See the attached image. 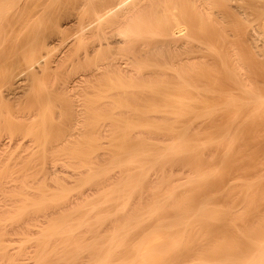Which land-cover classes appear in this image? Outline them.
<instances>
[{
    "label": "rangeland",
    "instance_id": "rangeland-1",
    "mask_svg": "<svg viewBox=\"0 0 264 264\" xmlns=\"http://www.w3.org/2000/svg\"><path fill=\"white\" fill-rule=\"evenodd\" d=\"M26 1H29L30 2L31 0H23V1L20 0L18 2H13L12 3L13 6L11 5V7L9 9V13L10 14L4 13V15H3V17L5 16L4 19H2V16H0V19L3 20V21L0 20V22L1 23L3 22V24L5 25L4 26L2 24V26L4 27V31H3V28H1L2 26L0 27L1 28L0 29V35L5 34V36H6V34H8V32H10V36H9V38H10L9 40L10 41L9 42H11V39L13 37H15L14 34H13V31H14L15 35H16L17 32L20 33V31H17V29L20 26H17V25L15 26V24L20 21V19H18V17L24 16V13L20 16V14L22 12H25V14H28L27 12H29V10L31 8V4H30L31 2L30 3L29 2L26 3ZM19 2H20V4H18ZM22 2H24L27 5H28V3L30 4L29 5L30 7L27 6L28 7V10L26 9L27 12L25 11V8L23 7L25 5H23ZM173 3H174V0H164L162 6H160V8L162 10H164L163 7L166 8V6L173 5ZM194 3L197 6L196 9H193V8H191L189 6L188 7H185L184 4L179 3V8L177 10H175V12H176L177 15H180V12L179 11H181V10H184V11L187 12L186 15H185L186 18L188 17L187 18V24H185L184 26H182L184 28V31L181 32L183 35L177 41V45L179 46V45H183L186 42H189L190 45L193 46V51L189 55L190 56V59H191L190 62L195 63V65H197V67H196L197 69H196V72L195 73L199 72V73H197V74H199L198 76H196V74H194V73H191V74H194V76L192 75L194 79H195V77L197 78L195 81L193 80L194 81V84L196 83L195 84L196 86L194 85L195 86V89L197 88V89H200L199 91H202V89L205 88L206 89V90H204L205 91V94H207L210 91L209 94H208L209 96L207 95L208 97L206 98L205 95L202 96V94H204L203 91H202L203 93H201V95H200L198 93L199 92L198 90H193V93L194 94H195V92L197 93L195 95L193 94L195 96L194 99H196V97H197V99L199 101L198 100H196V101L199 102V103L201 102V104H200L201 106L204 105V104L206 105L207 103H208V105H209V103H210V105L212 103H214V105H215V104H218L219 103L218 102L219 100H221L219 98V97H221L220 96L221 95V92H223V93H226V92L232 93L233 92L234 93L236 91V93L239 94L240 91L239 90H236L237 88H235L234 83H232L228 78H226L227 73L229 72V71L227 72V69L228 70L230 68L233 69L232 67H234V65H236L235 64V60H238V59L242 63H244V65L246 63L247 66L245 65L244 66V69H245V67H247L246 68L247 75H250V76L252 75V77H251L252 79L251 80L253 81V85H252L253 88L251 89V87H248L249 85L247 87L249 89H251V90H255V91L257 90L256 91L257 94L260 93V95L264 96V0H196V1L194 0ZM21 4H22V6H21ZM19 6L21 8H19ZM164 12H165V10H164ZM16 13H17V16L18 17L16 16ZM6 17H8V19L10 18V20H6ZM14 17H15V19L17 21H15ZM160 18H161V21L163 20L162 23L165 22L166 14L164 16L160 17ZM5 20L9 24L11 23V20H12V23L10 25H11V27H13V29L11 27H9V24H7V22ZM155 21L157 22V20H155ZM60 22H61V25H62V27L64 29L65 34H66V37H65L66 40L65 39H62L61 37H57V36L54 37V38H50L49 39V41L51 42L50 47H52V49H53L52 50L53 52H51V54L53 53V57L52 56H49V58L47 57L50 60L59 59L60 56H61V58H64V56L67 57V52L69 53L71 51L70 54H72L75 51L76 47H77V46H75L76 44L75 45L72 44L73 45V48L71 47L72 45L69 47L70 49L68 48V50L65 48L66 43L72 42L71 40H73V38H75L74 37L75 36V31L78 30L77 29L78 28V24L75 21H74L75 22L74 23V22H71V20L69 21L68 19L62 20ZM18 25H21V23H19ZM14 26H15V28H14ZM5 27L7 28L6 29V32L7 33L5 32ZM146 27H145V29H148L149 28L148 30H145L146 32L147 31L152 32L150 30V27L148 25ZM154 27L151 26V29H154ZM165 27L166 26H163V28H165ZM27 28H26V30H27ZM30 28L31 27L28 28L29 29L27 31L28 33L29 32L31 33V29ZM9 29H10V31H8ZM1 30L3 32H5V33H3V32L1 33ZM22 32H24V34ZM25 32L26 31H21V33L23 34L22 35L20 33L22 37L18 33L20 37H17V38H22V39L25 38L26 40L25 39H23V40L18 39V45L19 46L16 45L17 47L11 48V51L10 50L8 51L7 48L9 49L10 48V45H11V47H14L15 44H17V42H15V40H14V42H12V43L9 44L7 41L4 40L5 39L4 38L5 36H0L1 37V39H0V48H1V46L3 44H4V46H6L5 42L8 43L7 44L8 47L7 46L5 47L6 50H3L2 48L0 49V51H1L0 53L1 54H2V52H4V54H2V55L0 54L1 55L0 56L1 62H2V60L5 57V59L3 60V62L4 61L5 62L4 63H1L0 62L2 65L3 64L5 65L4 67L3 66H0V70H1L0 72L1 73L2 72L4 73L6 71L10 72L9 70L12 69L11 71H14V72H10V73H12V74L14 73L15 74L14 80H12L10 82V84H13V86L11 85V87L13 88V89L11 88L12 89L11 91H13V94L14 95L11 94L12 92L11 93L8 92L10 90V88L7 89L8 91H5V93H7L6 95L3 92L6 87H3L4 89L1 88V89H3L2 92H1L2 93L1 95H5V98L3 97L4 98L3 99L4 102L6 101L5 99H8V98H6L7 95L10 94V95H8V96H10L9 97V100H8L9 104L6 103L7 101L5 103L8 104L7 105V110H9V112H11V116L13 115L12 118L14 117L13 120H12L13 121L12 126L14 128L12 127L13 128V131L12 132L10 130H8L9 128H8L7 124L5 123V121H4L5 119L1 120L2 119V117H1V119H0L1 120L0 121L1 122L0 123L1 124L0 125V128H1L0 129V154H1L0 155V160L2 162L4 160V162L6 161V163H2L0 161V164H2V165H0V180H1L0 181V204H1L0 205V214L2 213L0 215L1 216V218H0V228L1 229L0 230H2V227H3V230L0 231V264H86V263L87 264H115V263L118 264V262H120V261L122 262V259L121 258H124V256H125L124 253L126 251V244H124V239L127 238V237H129L128 238L129 241H131L132 239H134L136 241L138 239V236H141L142 235V232H143V230H142V228H143L142 226L143 225L142 224L145 225V223H146L147 220L144 223H141V221H144L145 219H148L149 221H151L148 218L150 216V213L153 215V216L151 215L152 217L150 216L151 219H154L153 217H157L155 215H158L159 214V212H157V211L158 210L160 211V208L158 210L155 209L158 214L154 213L155 212L154 210H153L154 211L153 213L150 212V210H152L150 208L153 207L155 204H157V206L160 205L161 203H164L165 204V202H163V201H165V199L167 198V196H168L167 194H169V193H171V191H173V190H171L172 189L171 187L174 186V185H172L173 184L172 182H174V184L175 183L177 184L178 181H180L178 179H181V181L186 182V181H184L186 179L185 177L188 175L189 177H187V179L190 178L191 177V174L192 175L195 174L194 173L195 170L197 171V169H198V168L196 169V167H194L193 165H192L193 167L192 166H190V167L187 166V168L184 169V167H186V165H190L191 164V161L190 160H187V162L190 161V164H186L187 163L186 160L185 161L183 160L184 162H186L185 165H184V162H183V165H182L181 164L182 162H180V161H179V164H175L178 161H175V163L173 162L174 163L173 164L172 161L169 160V162H171L172 165H175V167H173V168L172 167L170 168L169 166H172L171 163H168L166 161L167 162L166 168L164 167L166 162L164 163V165L161 166V167H164L165 168V171L160 170L161 168L159 167V170H160V172H159L158 170H156L157 168H155V171L158 172V173L156 172V174H153V173L150 172V171L154 170L153 168H152V170H150V168H148L150 170L149 173H148V175L151 173L150 175L153 174L156 177V179L155 178L152 179L151 176L149 175L148 178L150 179L151 182L149 180L148 181L146 180L147 182H145V181L144 182H141L143 180H139V182H136L139 185L134 183L136 185V188L138 187V189H135V191H136L135 192V195L137 194L140 197L137 198V195L135 196L134 194H132L134 191L132 193L130 192L131 194L129 193V195L131 197H132V195H134L132 198H130V200L132 199L134 201H132V200L129 201V199H128L129 197L127 198V196H129V195L128 194L127 195L124 194V190H125L124 188L125 187L122 184H124L123 182H126L127 183V181H125V179L127 180L128 177L126 178L125 176L134 175V174H137L139 172V170H137L134 167V165L136 166L137 163L136 164L135 163L134 164L132 163L133 166H132V164H130V166H132L131 167L132 169L130 167H125V166H122V165L121 166L119 165L117 167L116 165H112L113 163L111 164V161L112 160L114 161V159H117V158H119V156H121V154L119 152V148H120V150L121 149L122 150L124 149V151H125V148H127L125 146H124L125 148H122L121 147V146H123L124 143L121 146L120 145L119 146H114L116 143L113 145V143L111 142V140L114 139V137H116L115 135L117 133L119 134V130H121L120 128L118 129V126H116V125L119 123L118 125L122 126L123 127L122 129H124V130H125V127H127V126H125V124L128 121H129L128 122L129 123V126L134 127L131 124H134V125L135 124H139L137 126L140 129L142 127H139V126H141V125H143L145 123L148 124V127H147V125H145L146 126V129H149V123H153L152 124L153 126L155 124L157 125V127L158 126H161V129H162V125L163 124H164L163 126H166V125L168 126L171 123L174 125V123L172 122L173 115H170L169 112L165 111L167 109V106H170V107H168L169 110L172 107L171 106L172 103L171 104L168 103V100L171 98V96L165 94V95H167V97L170 96V97H168L169 98L168 100L164 96L161 97V98H166V102H167L166 103L165 102V99L164 100L163 99H160V97L159 98H153L154 100L152 98H151V100L150 99L148 100V97H146V95L143 94L144 96L139 95L141 98H139V96H138V98H139L138 99L137 98V94H131L130 93V96L131 95L133 96V97L131 96L132 98H134V99L137 98L138 99V100H134L133 99L134 100V103H133V102H131L133 100L129 96V93L128 92H127L128 93V96H126V93L125 92L123 94H119L121 92L120 88H117L116 86H113L112 85V84H114V81L111 79L112 76L109 77V74L108 73H105V75L102 74V76L99 75L101 77H97V76H94L93 77L92 75H93V73L95 71V67H94L95 62L97 60H99L100 57L104 56L106 53H109V52L112 51L113 46H111V45H109L110 47H112L111 49H109L110 47L107 48V46L105 45L106 48H104V47L101 48V49H103V50L100 51L101 53L99 52V49H97V52H98L97 55L95 54L97 52H95V53L92 52L91 53L92 55L90 54L89 57L83 58V60L80 59V61L78 60V62L77 61L76 62H72L71 59L70 60L69 59H67V60L65 59L66 61L64 62V64H62L60 66L59 65L56 66V64L53 61V63L49 64L48 66H44V67L41 68L40 67L41 64L39 63V61H44L46 59L43 58V57H41V54L39 56L38 53H35V54L33 53V55H35V58L36 59H35V61L30 62V60H29V58H30L29 57L30 56L29 45H28V47H24V45L27 44L26 42H29V40H27V37L29 36V38H30V35L27 36V34H28L27 33L26 36H25ZM12 34H13V37H12ZM23 36H25V37H23ZM2 37H3V39H2ZM145 38H147V39H145ZM1 40H4L5 42H2ZM6 40H7V38H6ZM143 40L145 42V40L148 41L149 39H148V37H144ZM22 41L25 44H23V43L21 44ZM137 42L139 44V41H137ZM1 43H3V44H1ZM134 43L136 44V42H134ZM134 43H131L132 45L128 43V44H125V46L126 45L127 46H129V45L130 46H133ZM112 45H114V44H112ZM20 46L21 47H24V49H22ZM125 46H124V44H122V45L117 44V45H114L115 48L113 50H115L117 47H125ZM19 47L21 48L20 51H19V49H20ZM50 47H49V49L51 50ZM73 49H74V51H73ZM220 49H221V51H220ZM13 51H14V53H13ZM25 51H27L26 52L27 54L25 53ZM6 52H8V53H6ZM11 52L13 54H15V55H13V60L15 62L13 60L11 62H7L6 61L7 59L9 61L12 59ZM22 53H24V54H22ZM112 54L115 57V55H114L115 53H112ZM112 54H110V55L112 56ZM234 54H236V55H234ZM107 55H106V57H107ZM117 55L118 54H116V57L115 58L113 57V60L114 61L117 60V62L121 66V69L124 70V75L126 77L130 78V77H134V76H144L147 72H151V71H148V69H144V68L140 69L138 67V65H137V61H133L132 59H129L128 56L121 57V54H120L119 55V58H117ZM91 56H93V57H91ZM6 57H9V58H6ZM14 57L17 58V59H15ZM109 57L107 59H105L104 61L101 60L99 63L100 64H103L104 62L111 60L110 58H112V57H110V58ZM75 58L77 59L78 57L76 56ZM216 58L217 59H220V60L218 61ZM222 58H224L223 60H226V61H223V63H222V60H221ZM143 59H144V57H143ZM151 59L153 60V58H151ZM206 59H207V61H206ZM148 60H150V59H148ZM203 61H204V66H203ZM205 61H206V63H205ZM12 62H13V64H12L13 66L9 67V65ZM159 62H160V67H159L160 69L158 68L156 72H160V73H156L157 75L154 78L155 81L157 82L156 79H158L159 81H164V82H166V81L168 82L169 81V82H172V77H171L170 74H172L174 71L169 66L170 63H171V60L170 59H166L165 57H162L161 59H159ZM224 62H226L227 68H226V66H224ZM5 63H8V64H5ZM207 63H208V65H207ZM32 69H33V71L36 72V76L35 77H34L35 74L33 75V73H32L33 72ZM97 71L103 72V69H98ZM242 71H245V70H242ZM37 72H39V73H37ZM243 73H245V72H243ZM158 74H160V75H158ZM35 78H37V79H35ZM100 80L103 82V84L101 85L102 88L99 85V83H100L99 81ZM107 80H109L107 82L108 84L106 83ZM145 81L146 82L147 81L149 82V80H147V79L144 80V82H142L140 80V82H142V83H145ZM216 81H217V83L215 84ZM218 82H220V83H218ZM255 82H256V84H254ZM197 85H198V87H197ZM214 86H217V87L215 88ZM191 87H192V85H191ZM191 87H190V90L187 89V88L186 89L189 90V91H191L192 90ZM148 88L149 87H146L147 91H144V92L149 93V89ZM167 88H168V86H167ZM170 88L171 87H169L168 89H170ZM210 88H212V91L214 92V94L211 93V89ZM217 88L220 89L219 92L217 91L218 90ZM146 89L143 88V90H146ZM151 89H153V88H151ZM168 89L167 90L165 89L166 91H168L167 93H169V92L171 93L172 90L170 89L171 91H169ZM208 89H210V90L208 91ZM25 91H26V93H25ZM163 91H164V89L162 90V92ZM184 91L182 90V92H184ZM186 91H185V93H186ZM189 91H187V92L189 93ZM151 92L153 93V91H151ZM151 92H150V94H152ZM157 92H158V90H157ZM173 92L171 93L172 97H174V95H175V94L173 95ZM215 92H217V93H215ZM256 92H254V93H256ZM164 93H165V91H164ZM180 93H179V96H177V97H180L181 95H183V96H181V98L184 97L182 100L183 101H186L187 98L185 96V93H181V95H180ZM236 93H234V94H236ZM47 94H48V96H47ZM153 94H155V93H153ZM190 94L191 93H189V95ZM211 94H213V95H211ZM123 95H124V97H123ZM135 95H136V97H135ZM161 95H164V94H159V96H161ZM186 95H187V93H186ZM189 95L187 97H189ZM215 95L217 96V98H216ZM14 96L16 97V99H15ZM39 96L42 99L41 102L43 103V108L45 107L44 109H46L44 111H46L47 113L50 112V114L49 113L47 114L45 112V115L43 113H41V115L42 114L43 115H42V117H41V115L39 116L40 119H39V117L36 118V116H37L36 115V112H38V110L40 108V106L38 105V104H40V102H38V97ZM10 98H12V99L10 100ZM22 98H24V100ZM174 98H173V100H174ZM191 98H193V97H190L189 100ZM125 100H128V101H126V103H125ZM54 101H56V102H54ZM138 101H140V102H138ZM163 102H164V104H163ZM197 102H195V100H194V103H197ZM167 104H169V105H167ZM198 104H196L194 107L196 108V106H198V109L197 108L196 109H197V111L198 110L200 111V108L199 107H201V106L198 105ZM148 105H150V106H148ZM159 105H160V107H159ZM128 106H131L133 109H131V107L129 108ZM46 107H48V108H46ZM55 107H56V109H55ZM43 108H42V110H43ZM70 109H72V110H70ZM145 109H147V110H145ZM151 109H154L155 111L154 110H151ZM157 109H159V110H157ZM162 109H163L164 112L162 111ZM171 109L173 110V108H171ZM126 110H127V112H124ZM138 110H142L144 112L145 116H147V117L146 118H144V117L142 118L143 112H142V115H137L138 112H140ZM261 110L259 109V111H258L257 109H255V110H252L251 109L250 116H249V117H251V120H248L250 118H248V115L245 112L243 114L241 113L243 116L240 115V116H242L243 120H244V116H246L245 119L248 118V119H246V121H244V125L247 126V124H248V126H247L248 128H246V130L243 129L244 126L242 124L243 123V120H242V123H240V124H242V126L239 124V127L240 126L243 127L242 129L245 132L242 131L241 129H240V131L242 133L243 132L244 133L248 132L246 134L247 135L249 134L248 136L251 139L249 137H247V135L245 136L244 133L243 134L241 133V135H243V136L249 138L250 140H252L253 142L249 140V142L250 143L252 142V144L253 143L256 144L257 141H259V143L256 144V146H257L258 149L256 147H254V149H253L252 148L253 145L252 144L250 145V143H248V144L245 143V141H248V139L246 140L245 137H243L245 140L242 143L247 144L248 147L245 146V145H243V144H241L242 148L240 149V147H241L240 146L237 149L239 152H237V150H236L237 155L238 154H240V155L242 154L241 155L242 157L241 156L240 157L237 156L238 157L237 160L238 161L240 160L241 162H242L241 158L243 159V156L244 155L246 156V157L245 156L244 157L247 160L249 152L252 153V155L250 154V156H252L253 158L250 157L249 159L250 160L253 159V160L251 161L252 162L251 163L252 165L250 164L249 168L246 167V165H247L246 162L244 163V161H243V163L245 165L242 166L239 163L240 161L239 162L238 161H235V165H236V162H238L237 165L240 164V166L241 167H244V168H239V167L236 168L235 165H234L233 171L230 172V171L227 170L228 173L227 174L224 173V175L221 172L222 174L220 173L221 174L220 177L221 176L222 177L219 178V180L216 183L214 182V185H212L213 183L210 180V182L212 184L210 182H204V183H207V184L209 183V185L211 184V186H209L207 184H206L207 185L206 186L204 183H202V184L198 185V187H194L193 186L195 188L194 190L193 189H190V188H193L190 185H189V187L187 186L188 193L191 192V191H189V189L195 192V190H197V189L199 190V188L201 189L203 187L201 191H199V192L197 191L196 194L194 193V195H195L194 197L192 196L193 194H191V193H190L191 196L190 195H187L188 193H186L187 192V190H186L187 188L186 187H185L186 188L185 189L186 192H184L185 190L183 191L182 188H180V187H182L181 185H185L186 186L187 184H183L181 182L180 187L178 185V189L180 188L178 191H180V192L183 191L180 195L176 191V194L179 197L180 196H183L184 195L183 193H185V196L187 195V198L185 196H183V199H185V198L188 199V196H190L191 198H193L194 201L193 202L191 201V205L190 206H192L194 204H195V206H192V210H194L195 207H197V206H198L197 208H199L202 205L201 204L202 201L205 202V200H206L205 205L206 204L207 205L208 204L210 205L211 203L209 202V199L212 200V198L213 197L215 198L216 195H218L219 197L217 196V198H215L216 200L215 199L213 200V203H212L213 205H211L213 207H217L219 209V207L221 205H223V208H224V211L225 212H226V209L227 210H230V211L231 210L233 211L234 207L237 206V205H238L237 207H239V208L240 207H243L242 205H240V204H242V203H240L241 201H239L242 198H240V197H238L236 195L235 196L238 197V199L236 197H234V196H231V197L230 196L229 197L227 196L229 194L226 193V186H227L228 182L229 183L230 182L232 183L236 179H239L240 180L241 178L242 179L244 178L245 180H250L252 178V175H256V174H260L261 172H264V167H263L264 166V147H263L264 146V112H263L264 111V108H262ZM32 111H33V113H32ZM72 111H73V113H72ZM149 111H150V113L148 114ZM152 111H154V112H152ZM253 112H255V113L257 112L256 118H255V116H254L255 114ZM94 113L95 114H98V115H95ZM159 113L160 114L162 113V114L160 115ZM223 113H226V112H222V113L219 112V116L222 115V116H220L221 119L218 116V114H217V117H216V115L212 116V117H214L215 120L210 116V119L211 118L213 119V120L211 119V121H212V123L214 125L218 126L217 123L219 124V122H220L219 125H221V128H222V126L224 124H226V122H224V124H222L221 122L225 121V119L228 121V119H227L228 116L226 117V115L229 114L230 112H227L225 115ZM251 114H252L253 118H252ZM28 115L32 119H30L29 117H27ZM51 115H53V116H51ZM113 115H114V118H113ZM167 116H168V118H167ZM170 116H172V117H170ZM179 116H181V115H179ZM179 116H178V120L179 121L182 118L183 119L186 118L184 115H182V117H179ZM229 116L231 118H233L232 115H229ZM240 116L238 115V116H234V117H235V119H236V117H238V119H239ZM124 117L127 120H125ZM164 117H166V118H164ZM6 118L8 119L9 117H6ZM94 118H95V120H94ZM170 118H171V120H170ZM179 118H181V119H179ZM188 118L186 120H188ZM206 119L208 120V118H206ZM37 120H39V121H37ZM44 120H46V121H44ZM119 120H123L122 121L123 123L121 121H119ZM184 120L181 121V123L183 122L182 124H184ZM186 120H185L186 123L188 121L190 122V120H188V121H186ZM240 120H241V117H240L239 121ZM41 121H42V123L40 124ZM203 121L205 123V120H203ZM203 121L202 120L200 121L201 122L200 125L204 124ZM247 121H248V123H247ZM249 121L252 124H250ZM93 122H95L97 125H94L95 123H93ZM116 122H118V123L116 124ZM206 122H209V123H206V125L207 124H209V125H207V126L206 125H203V127L206 126L205 129H207V128L209 129L210 126H211V128L209 130L207 129V132H206V130L202 126L201 127H198V126L195 125L194 128H196V127L197 128H200V129L202 128L203 129L202 134H205V133L206 134H208V133L209 134H215V132L217 134V131L218 130L215 131V132H213V131L215 130V128L217 129L219 126L218 127H216V126L214 127V125L210 122V120L209 121H206ZM236 122H238V121L236 120ZM245 122L247 124H245ZM46 123H47V125H46ZM114 123L116 124L115 126L113 125ZM120 123H122V124H120ZM182 124L179 123V124H175V125H182ZM210 124L213 125V128H212V125H210ZM126 125H128V124H126ZM171 125L168 126L169 127L168 129L171 128ZM15 127H17L16 130H15ZM36 127L39 128V129H37ZM157 127H156V129H157ZM134 128H136V127H134ZM150 128H151V129H149L150 132H148V130H146V129H144V130H146V132L143 129H141L144 133L142 131H140V132L137 131V128H136V130L133 133H134V135H137L139 133L138 134L139 137L136 136L137 138H134V135H133L134 140L137 141L138 138H141L142 137V139H144V140L141 139V141H144L145 142V140H146V142H151V144H153V145H151L149 143V145H151V147L152 146H155L156 144L157 145L159 144L158 147H157V145L155 146V147H157V150L158 149L160 150V148H161V150L164 149L165 147H163V148L161 147V146H164V145H161L160 146V144H162V143L165 144V145L169 144L170 141L172 140V135L174 134L173 131L172 132H169V130H166V132H169L170 134H168V133L165 132L166 135H164L163 133H160V132H164V130H165L166 127H163V129H164L163 131H161V129H157V131H156L157 133L155 131L151 132L152 130H156L155 128L153 129V127H151V124H150ZM194 128L192 130V132L194 131L193 133H196V134L200 133L201 134V130L202 129L201 130L198 129L200 131L197 133L196 132L197 129L194 130ZM221 128L219 127V129H221ZM116 129L118 130V132L115 131ZM211 130H213V131H211ZM136 131H137V133H135ZM124 132H128V131L126 130ZM141 132H142V134H140ZM111 133H112V135H111ZM218 133H219V131H218ZM122 134H121V136H122ZM125 135H126V133L124 134L123 137H125ZM130 135H132V132L130 133ZM251 135H252V137H251ZM121 136H120V139H123ZM127 136L129 137V134ZM255 136H256V138L254 140V137ZM259 137H260V139L263 138L262 141H260ZM46 138H47V140H45ZM92 138H94L93 139L94 141L97 140L96 141L97 144H100V145H96L97 146V147L95 146L96 148L93 147V149H92V146H94L95 143L92 142L93 141ZM133 138L131 136L130 139L133 140ZM85 139L86 140L87 139L88 140H92L91 141L92 144L94 143L91 146V150L93 152L89 149L90 148L89 145H86L85 147H88L89 146L86 149H89L90 151L89 150H87L86 152L84 151V150H86L83 147L85 145V143H84V140ZM88 140H87V142H88ZM44 141H46V143ZM54 141H55V144L57 145V143H58L60 147L59 146H58L59 148L52 147V151L51 152H50V148H48V150H46L47 144H48V146H50L52 143L54 144ZM87 142H86V144H87ZM260 143H262V144H260ZM80 144H81V146L83 145L82 146L83 149L81 148V146L79 147ZM43 145H44V147H43ZM110 145L111 146L113 145V146L111 147ZM125 145L127 146L129 144H125ZM249 145L252 146L251 147L252 150H250L251 148L249 149ZM258 145H259V147L261 145L260 149H259ZM243 146L246 147V148H248V149L244 148ZM94 148L96 150H94ZM113 148H115V149H113ZM81 149H82V152H83V156L81 155L82 152H80ZM153 149H154V152L157 151V150H155V148H153ZM244 149H246L245 150L246 152L244 151ZM5 150H7L8 152L7 151L5 152ZM41 150H42V152H41ZM151 150H152V148H151ZM43 151H44V153H43ZM54 151H55L56 154L54 153ZM214 151H216V150H212V153H216V152H217L216 154L219 153L218 151H216V152H214ZM121 152H123V151H121ZM3 153H4V155H2ZM50 153H51V155H50ZM92 153H93V155H92ZM222 153H223V151L221 152V154ZM77 154H80V155H77ZM112 154H113V156H112ZM117 155H119V156H117ZM219 155H220V153H219ZM47 157H48V159H47ZM111 157H113V158H111ZM51 158H53V160ZM82 158H84V159H82ZM124 158H125V156H124ZM9 159H10V161H8V163H7V160H9ZM13 159H15V160H13ZM120 159H121V157H120ZM249 159H248V161H250ZM176 165H178V166L176 167ZM26 166H28V167H26ZM100 166H102V167H100ZM112 166H113V168H115V166L117 168L113 169ZM127 166H129V165H127ZM138 166L139 165H137V167ZM103 167H104V169H103ZM121 167H124L123 168V171H122V168ZM245 167H246V169H247L248 172L245 170ZM250 167L252 169H254V170H252ZM21 168L24 169V170H21ZM106 168H107V172L105 170ZM164 168H162V169H164ZM190 168H191L192 171H193L192 168H194L195 170L191 173ZM230 168H231L230 170H232V167H230ZM99 169L100 170H103V171L105 170L104 172L107 173L108 175L106 174V176H105V173L104 172H103L104 174H102L104 176H97V175H95L96 172H99L100 171ZM144 169L148 171V169H146V168H144ZM144 169H143V171H144ZM236 169H237V172L238 171L240 172V174H239V172H238V175L236 174ZM238 169H242V171H240ZM110 171H111V174L109 173ZM130 171L132 173H130ZM155 171H154V173H155ZM227 171L225 170L223 172H227ZM244 171H246L247 174ZM259 171H260V173H259ZM241 172H243V174ZM28 173H30L33 178ZM141 173H142V171H141ZM162 173H164V175ZM173 173H174V175H173ZM188 173H190V174H188ZM45 174H48V175H45ZM143 174H145V171H144ZM232 174L233 175L236 174L237 177H239V175H241V176L242 175H245V176H247V178L245 176L244 177L243 176L242 177L240 176V178H236V176H235V178H236L235 179L234 177H232L233 176ZM262 174H260L261 175L260 177H262L263 178L262 180L264 181V175H262ZM118 175H119V177H118ZM167 175H169V176H167ZM21 176H22V178H21ZM28 176H29V180H28ZM136 176H138V174ZM157 176H158L159 179L157 178ZM160 176H161V178H160ZM229 176L232 177V178H230ZM249 176H250V178H249ZM15 177H16V179H15ZM17 177H18V179H17ZM99 177H100V180H99ZM164 177H166V178H164ZM257 177H259V175L258 176H255L254 178H256L258 181L251 180V181L255 182L256 184L257 183L259 184V185L257 184L258 185L257 186L255 183H253L256 187H254V186L252 187L253 189H256L257 187L259 188V190L257 188L256 191L252 190V191L255 192V193L253 192V194H255V195L252 194L253 195L252 196L253 203H254V200L256 202V203H254L255 204V208H254L255 211L254 212L251 211L253 214L250 213L252 215H250V217L248 216L250 219L248 217H246V219L248 218L247 220H249V223L251 221V223L249 225H251L252 223H254V225H255L257 223V225H255V226L256 227L258 226V227L257 228L256 227H253V228L256 229V230L258 229L257 231H260L261 230V232L264 233V197H263L264 196L263 195L264 194V184H263L264 182H262V180H261L260 177L259 178H257ZM20 178H21V180H20ZM91 178H93V179H91ZM145 178L147 179L146 176H145ZM183 178H185V179H183ZM228 178H230L231 180L234 178L235 180L233 179L232 181H229ZM13 180H15V181H13ZM23 180H25V183L26 184L24 183ZM26 180H27L28 184H27ZM237 181L238 180H236L235 182H237ZM259 181H260V183H259ZM22 182H23V184H22ZM119 182H121V183H119ZM148 182H150V183H148ZM261 182L263 184V187L261 186L262 185ZM168 183H170V184H168ZM17 184H18V186H17ZM24 185H26V186H24ZM135 185H133V186L135 187ZM162 185H164V186H162ZM168 185H172V186H169L171 189L170 188L168 189ZM121 186H123V187H121ZM131 186H129V187H131ZM199 186H202V187H199ZM139 187L140 188L142 187V189H140ZM25 188H26V190H25ZM104 188H105V190H104ZM114 188H116L117 191ZM112 189L114 190L115 193L113 192ZM173 189H174V187H173ZM6 190H7V192H5ZM96 190H97V192L99 194L96 193ZM131 190H133L132 187H131ZM167 190H169V193H167ZM228 190H227V192H228ZM230 190H232V189H230ZM261 190H263V191H261ZM103 191L105 192V194H104ZM118 191H120V192H118ZM164 191H166V194L163 195V196H165V199H161L160 202H159V204H158V201L157 200H159L160 198H163L162 193H164ZM212 191H213V193H216V195H214L213 193H211ZM223 191H224V193H222ZM37 192H40V193H37ZM46 192H48V193H46ZM116 192H117V194H116ZM217 192H219V193H217ZM257 192L258 193H261L262 192V194H257ZM4 193H5V195H4ZM113 193L116 196L115 195H113V196L110 195V194H113ZM120 193H122V194H120ZM208 193H209V195H208ZM210 193L213 194V196ZM152 194H153L154 197L152 196ZM225 194H227L226 195L227 197L225 196ZM256 194L258 196H256ZM45 195H46V197H45ZM117 195L123 196V198L118 197ZM196 195H197V197H196ZM199 195H201V196H199ZM205 195L206 196L208 195V196L205 198ZM230 195H231V193H230ZM18 196H20V197L18 198ZM38 196L39 197L42 196V197L38 198ZM150 196H152L153 199ZM176 196H174V197H176ZM254 196H255V199H253ZM8 197H9V199H8ZM15 197H17L18 201L16 200ZM174 197H173V199L175 200ZM209 197H211V198H209ZM232 197H234V199H232ZM134 198H136V200L139 201V202L135 201ZM148 198H151L150 199L151 201ZM155 198H156V200H155ZM262 198H263V200H262ZM173 199H171V198L169 199L170 201H168L169 202V205L168 206L164 205L166 207V209L164 207V210H167L168 209L167 207H169V206L172 207L171 205L173 203H170V202H172V201L174 202ZM176 199H178V197ZM186 199L184 201L185 203L186 202H190L189 199L188 200H186ZM1 200H3V201L1 202ZM19 200H20L21 203L19 202ZM228 200H229V202H228ZM259 200H260V202H259ZM4 201H5V203H4ZM11 201H12V204L13 205L9 203ZM13 201H15V202H13ZM40 201L41 202H44V204L41 203ZM199 201H201V203ZM6 202H7V205H6ZM39 202H40V204H39ZM130 202H132V203L130 204ZM148 202H150V203H148ZM168 202H166V204ZM235 202H236V204H235ZM90 203H91V205H90ZM138 203L140 204L139 206H138ZM112 204H113V206H112ZM127 204H128V206H126ZM152 204H154V205L152 206ZM189 204L186 203L187 206H189ZM198 204H200V205H198ZM228 204H229V207L231 209L228 206H227L228 208H225V206L228 205ZM234 204H235V206H234ZM16 205H19V206H16ZM70 205H72V206H70ZM133 205H135V207ZM141 205H143L144 207L141 206ZM149 205H151V207ZM186 205H184V208H185ZM214 205H216V206H214ZM253 205H252V209L254 207ZM35 206H37V207H35ZM64 206H65V208H67L69 206L70 207H74L75 206L74 208H72V210L74 209L72 211L74 215L72 214L71 218L69 217V218L66 219L65 215H67V213L68 214L69 213L71 214V211H70L71 209L69 207L68 208L69 209V212H68L67 209H64ZM80 206L82 207L83 210L81 209ZM84 206H85V208H83ZM161 206H163V205H161ZM161 206H158V207H161ZM231 206H233V207H231ZM34 207H35V210H34ZM62 207L67 212L65 211L66 214H64V211H63V214L64 215L62 214L61 215L62 216L61 218H60V215L58 214V216H56V218L51 219V220H48L46 222L47 224L42 222L43 223L42 224L43 227L41 225H40L41 227L39 225H38L39 227L37 226V223L39 222V221H37V219L41 220L43 214L45 215V214H47V213H49L51 211H55V210L62 211L63 210ZM94 207H95V210H93ZM148 207H150V208H148ZM155 207H156V205H155ZM237 207H235L236 210L238 209ZM6 208H7V210H6ZM124 208H126V209H124ZM127 208H129V210ZM131 208H133V209L136 208L137 210L134 209L136 211L133 212L134 210L133 209L131 210ZM144 208L145 209L147 208L146 209V212H144V210H145ZM148 209H149V212L150 213L147 216ZM162 209H163V207H161V212H162ZM169 209H168V211H167L166 214L164 213L165 211L162 212V214L160 212V214H161V216L164 214L165 216L164 215L163 216L165 218H169L168 221L170 222L172 219H174L177 216L176 213H179V212H177V210L175 211L176 213L175 212H172L173 214L175 213V216H174L172 213L169 212ZM189 209L191 210V208H188V210ZM235 209H234V211H235ZM18 210H20V211H18ZM89 210H90L91 213L89 212V214L87 213V215H86L85 213L88 212ZM183 210L184 209H182V214H178V215H181L182 216L184 214L183 213ZM45 211H46V213H45ZM171 211H173V207H172ZM9 212H11V213H9ZM82 212H83V214H82ZM139 212H141V213H139ZM184 212H186V213L187 212L188 213L189 212L190 213H193L192 211H184ZM225 212L224 213L223 212L221 213L222 214V217H220V214L219 215L217 214L218 217H220L218 219L216 218L217 216L215 218L211 216L213 218L212 220L215 221V222H213L212 220H210L211 223L210 222H207L206 223L204 221L207 218L211 219L210 216L205 219V217L207 215H204V218H203V221L205 223L202 220L201 221L198 220V219L202 218L199 215H198L199 218H197L198 216L196 217V219L194 218L196 220V222H194L195 220H193V218H192L191 220H192L193 224L195 223V225L192 224V226L194 227V228L193 227L192 228L194 230H196V231H192V229L191 230L189 229L190 230L189 232H192V233L188 234L189 232H187V234L189 235L188 236L189 238H190V235L191 234H193V235L194 234H197V235H194L196 237V239L198 238L197 236H199V235L201 236V235H204L205 234V237L207 239L204 238L203 236H202V238L199 236L200 237V243H203L202 242L203 240L201 241V239L204 238V239L207 240L206 243L207 244H210L209 245L210 247L212 245V249H213V246H217V248H218L217 251H219L218 254L220 256L217 255L216 253H215L216 255L215 254H213V255L211 254V255L212 256L215 255L214 256L215 257V260L218 259L219 257L220 258L223 257V258H221V261L218 259V261H219V262L217 261L218 264H220V262L222 263V261L224 262L223 259L224 258H227L228 254L230 256H231V254H232V256L233 255L237 256V254H239V255L242 254L243 255L244 253L249 252L250 251L249 249H251L249 247V244H246L247 242H245V239H242L245 242V244H242L244 242L243 241L240 242L241 238L239 240V236L238 235H237L238 237L235 238V236H233V233L234 232L232 231V229L234 227L233 224H237V227L235 225L236 228H238L242 224L245 225V227H248L249 226V225L246 226L247 224H245L246 222H248V221L245 220V216L246 215L245 216L243 215L244 217L242 215L240 216L241 220H242V217H243V220H244V223H241V222H243V220L241 221L240 219H238V221L236 222V221L232 220L231 217H230L231 218L230 219L229 216H228V214L225 213ZM15 213H17L18 215L15 214ZM20 213H21V215H20ZM126 213H127V215H126ZM136 213L138 214L139 217L140 216H143V218L147 217V218H145L143 220H140V218L138 216H135V218H137V217L139 218L138 219L139 221L137 220L138 222L136 223V226H137L136 228L139 229V228L142 227L138 231L136 230V228L135 229L134 228L132 229L133 225L135 227V224L134 223L136 221H134V223H132V221H130V218H132L133 215H137ZM145 213H146V216L144 215ZM139 214H142V215H139ZM224 214H225V216H224ZM85 215H86V217H85ZM128 215H130L132 217H130V216L128 217ZM184 215H187V214H184ZM226 215L232 221L231 224L233 223L232 224V227H231L232 229L229 228L231 226V224H230V221H228L229 219L226 220V218H227ZM189 216H191V215H189ZM13 217H14V219H13ZM35 217H37V218H35ZM162 217H160L159 219L161 220ZM170 217L171 218L173 217V218L170 219ZM224 217H226V218H224ZM34 218H35V220H34ZM113 218H115V220ZM177 218H178V216H177ZM11 219H12V221H11ZM69 219H70V221H69ZM116 219L117 220L120 219V220L117 221ZM176 219H174L172 222H174ZM209 219H207V220L209 221ZM251 219L253 220V222H252ZM84 220H85V222H84ZM64 221H65V224H66V226L64 225L65 226V230H63L64 229L63 227H62L63 229H61L63 231H61L60 228H59V231L58 230L57 231L61 235H59V233L57 234L58 236L57 235H54L56 233L55 232L56 231L55 228L58 229V227L60 225H62V223ZM127 221L128 222H131V224H132L130 226L131 229L127 228V225L128 224L127 225L125 224V223H128ZM149 221H147V222H149ZM153 221H159V220L154 219V220H152V223H153ZM161 221L162 222H166L167 219H166V221L164 219H162ZM218 221H219V223L217 224ZM233 221L236 222V223H234ZM239 221H241L240 222V225H238ZM111 222H113L114 224L113 223L111 224ZM139 222H140V224L142 226H140V224H138ZM172 222H170V223H172ZM199 222H201V223L199 224ZM227 222H229L228 224H230V226L227 225ZM196 223H198L197 226H196ZM25 224H27V225H25ZM33 224H35V225H33ZM149 224H150V222L146 225V226H148L147 228H143L145 230L144 233H146L147 232L146 229L148 230V228L150 227ZM111 225L114 226L116 229L114 227H112ZM189 225H190V223H189ZM29 226H30V228H29ZM32 226H33V229H31ZM125 226H126V230L128 229V231L131 232V233H132L131 230H133V231L136 230V231H134L132 234L130 233L131 236L129 234H127V233H129L127 231L126 234L128 236L127 235L125 236V231L126 230L125 231H121V229L124 230V227ZM26 227L28 229H25ZM50 227L53 228L52 230H50L51 232L49 231V229H51ZM88 227H90V228H88ZM197 227H199V228H197ZM227 227H228V229H227ZM242 227H241V229H242ZM70 228H72V229H70ZM109 228H111V229H109ZM14 229L16 230V232H15ZM76 229H77V231H76ZM78 229H80L81 231L83 230V232H85V233L82 232V234H84L83 236H81L82 234L80 235L79 232H81V231L78 232ZM92 229L95 230V231H93ZM239 229L240 228H238V230ZM233 230L234 231H238L237 229L235 230V228ZM26 231H27V233H26ZM37 231L40 232V233H38ZM46 231H48V233ZM92 231H93V233H92ZM197 231H198V233H197ZM202 231H203V233H201ZM211 231H213V232H211ZM44 232H46V233H44ZM74 232H75V234H74ZM122 232L124 234H121ZM31 233H32V235H31ZM50 233H51V236H50ZM68 233H70V234L72 233V234L70 235ZM77 233H78V236H77ZM115 233H117L118 235H116ZM135 233L137 234V236H136ZM139 233H141V235H139ZM44 234H45V236H44ZM52 235H54L55 237H52ZM223 235H225V236H223ZM47 236H50V239ZM61 236H62V238H61ZM121 236H122V238H121ZM194 236H191V238L194 237ZM57 237H58V239H57ZM70 237H72V238H70ZM80 237H82V238H80ZM232 237H234L235 239L232 238ZM51 238H52V240H51ZM218 238H219V240H218ZM223 238L224 239L226 238L225 239L226 242H225V240H222ZM30 239H32V240H30ZM91 239H92V241H90ZM231 239H234L235 241L237 239V241H236L237 243L236 242L233 243L234 240H231ZM114 240H116V241H114ZM230 240H231V243H229ZM129 241H128V243H129ZM219 241H220L221 244L224 242L222 246L220 245ZM217 242H218V244H217ZM227 242H228V244H227ZM56 243H58V244H56ZM190 243H192V244L189 245ZM194 243H197V242L194 241ZM194 243L193 242H189L188 245L192 247V245ZM200 243H199V245L198 244L197 245L200 246V248H203L202 247L203 245H204V247H206L204 249H207L205 251H208L207 252V256L208 257L211 256L209 253H212V252H215L216 251V248H214L215 250L212 251V249L210 248L211 249L210 250L208 248V246H206V244L203 243V245L201 246ZM50 244H53V245L50 246ZM121 245H123V246L121 247ZM195 245L193 246V248L195 247ZM224 245H226V246H224ZM117 247H119V248H117ZM187 247L188 246H186V249L188 251L189 250H191V251L195 250L193 252H195V253L197 252L196 253L197 254L196 256H198V253H199L200 256H204L205 255L204 257H206V254L203 255L202 254L203 252L200 253L202 249H200L199 247H196V248H198L197 251H196V249H193L192 250L191 247H190V249H189V247L188 248ZM120 248H121V250H119ZM219 248H221L222 252H224L225 255L222 253V256H221V254H220L221 253V250H219ZM231 248H234V249H231ZM242 248H243V250H241ZM111 249L113 250V252H112ZM199 249H200V251H199ZM223 249H224V251H223ZM237 250H239V251H237ZM184 251L185 250H183V253H185ZM188 251H186V252L189 253V254H187V253L185 254L187 257L185 255H183L182 252H180L179 254H181L182 257L181 258L178 257L179 256V254H178V256H177L178 257L177 262L176 261H174V263L173 262L172 263L171 262L170 263L168 262L167 264H186V263L187 264H195V261L193 263V260L196 257V256H194L195 254L192 255ZM202 251H204V250H202ZM205 251H204V253H206ZM80 252H81V254H80ZM82 252H84V253H82ZM114 254H115V256H114ZM190 254H191V256H190ZM247 254L248 253H246L245 255H247ZM75 255L76 256L77 255H79V256L81 255V256L79 258V256L76 257ZM239 255L237 256V258L239 257L238 259H240V258H242V257L245 256V255L244 256L241 255L242 257H240ZM192 256H194V258H192L193 260L191 261L190 258ZM212 256H211V259L210 260H213L214 262H212V263H211V261L206 262V259L203 262L208 263V264H214L216 261L213 259ZM216 256H218V258ZM235 256L233 257L235 259V261H236L235 264H239V263H237V259L235 258ZM177 257H176V259H177ZM184 257H186V258H184ZM188 258H189V260H187ZM229 258L230 257H228L227 259H229ZM233 258H230V259H233ZM115 259H116L117 262L115 261ZM118 259H120V260L118 261ZM239 261L242 262L241 259ZM105 262H108V263H105ZM228 262H229V264H233L234 263V262L231 263L230 260L227 261V263ZM205 263H203V264H205ZM227 263H224V264H227ZM243 263H244V261H243ZM243 263H241V264H243Z\"/></svg>",
    "mask_w": 264,
    "mask_h": 264
},
{
    "label": "bare ground",
    "instance_id": "bare-ground-1",
    "mask_svg": "<svg viewBox=\"0 0 264 264\" xmlns=\"http://www.w3.org/2000/svg\"><path fill=\"white\" fill-rule=\"evenodd\" d=\"M18 1H20V0H0V16H2V19H4V17H3V15H4V13H7V14H10L9 13V9H10V7H11V5H12V3L13 2H18ZM21 1H23V0H21ZM196 1V0H195ZM25 2V1H24ZM24 2H22L23 3V5H25V6H23L24 8H25V11H26V9L28 10V7H30L29 5L31 4V8H30V10H29V12H27L28 14H25V12H22L21 14H20V16L24 13V16H21V17H18L17 16V13H16V16L18 17V19H20V21L19 22H17L18 24L19 23H21V25H18L17 23L15 24V26L17 25V26H20L18 29H17V31H20V33H21V31H26L25 32V36H26V34L28 33L27 31L29 30L28 28L29 27H31L30 29H31V33L29 34H27V36L28 35H30V38H29V36L27 37V40H29V42H26L27 44V46L26 45H24V47H28V45H29V49H30V58H29V60H30V62H33V61H35V55H33V53L35 54V53H38L39 54V56H40V54H41V57H43V58H45L46 60H44V61H39V63L41 64L40 65V67L42 68V67H44V66H48L49 64H51V63H53V61H54V63L56 64V66L57 65H62V64H64V62L67 60V59H71V61L72 62H78V60L80 61V59L81 60H83V58H87V57H89V55L93 52V53H95V52H97V49H99V52L101 51V50H103V49H101V48H106V46H107V48L108 47H110L109 45H111V46H113V48L112 47H110L109 49H111L112 48V51L111 52H109V53H106L104 56H102V57H100V59L99 60H97L96 62H95V64H94V67H95V71H94V73H93V77L94 76H97V77H101L102 76V74L103 75H105V73H108L109 74V77L110 76H112L111 77V79L114 81V84H112L113 86H116L117 88H120V90H121V92L119 93V94H123L124 92L126 93V96H128V93H129V96H130V93L131 94H137V98H138V96L139 95H142V96H144V95H146V97H148V100L150 99L151 100V98L153 99V98H159L160 97V99H165V102H166V98H167V100L169 99L168 97H170L171 96V100L173 101H171L170 99L168 100V103H172L171 104V108H173V110L170 108V110L168 109V107H170V106H167V109L169 110H165L164 108V110L165 111H167V112H169L170 113V115H173V117L172 116H170V117H172V122L174 123V125L172 124H169L168 126H170L171 125V128L170 129H168L169 127L166 125V126H163L162 125V129H161V126H158L157 127V125L155 126H153L152 124L153 123H149V129H151L150 128V124H151V127H153V129L155 128L156 129V127H157V129H161V131H163L164 129H163V127H166L165 128V130H164V132H160V133H163L164 135H166L165 134V132H166V130H169V132H172L173 131V135H172V140L170 141V143L169 144H167V145H165V144H160V146L161 145H164V146H161L162 148L163 147H165L164 149H162L161 150V148H160V150L158 149L157 150V147L159 146V144L157 145V147H155V146H152L151 147V145H153V144H151V142H146V140H145V142L144 141H141V139H142V137L141 138H138L137 139V141L136 140H134V138H137L136 136H138L139 137V133L137 134V135H134V131L136 130V128H137V131H142L141 129H146V126L145 125H147V127H148V124H143V125H141V126H139V127H142L141 129L140 128H138V126L137 125H139V124H131V125H133L134 127H136V128H134V127H131V126H129V121L126 123V124H128V125H126L125 123V126H127V127H125V130L124 129H122L123 127L122 126H120V125H118L119 123L118 122H116V124L114 123L113 125L115 126H118V129L120 128L121 130H119V134L117 133L115 136L116 137H114V139H112L111 140V142L113 143V145L114 146H121L123 143V146H121L122 148H125V147H127V148H125V151H124V149L122 150H120V148H119V152H120V154H121V156H119V155H117V156H119V158H117V159H114V161L112 160L111 161V164L112 165H116L117 167L120 165H122V166H125V167H132L133 166V164L135 163H137V165H139L138 167H137V165L135 166L134 165V167L137 169V170H139V172L137 173L138 174V176H136L137 174H134V175H129V176H125L126 178H127V180L125 179V181H127V183L126 182H123L124 184H122L125 188V190H124V194L125 195H129V193L131 192H133L132 194H134L135 195V189H138V187L136 188V185L135 184H138V183H136V182H139V180H143V181H141V182H147L148 180L150 181V179L148 178V176L151 174V173H153V174H156V172L157 171H155V168H157L156 170H158L159 172H160V170H163V171H165V168H166V164H167V162L168 163H171V162H169V160L170 161H172V163L174 162L175 163V161H178V162H176L175 164H179V161L180 162H182L181 164L183 165V162L186 160V162H187V160H190L191 161V164H190V161H188L187 163L186 162H184V165H185V163L186 164H190V165H186V167H184V169L185 168H187V166H194V167H196V169H197V171L194 169V168H192L193 169V171L195 170V174H191V177L190 178H188L187 179V177H189L188 175L185 177V178H183V179H185L184 181H186V182H183V181H181V179H178V180H180V181H178V183L175 185L174 184V182H172L173 184L172 185H174L173 187H174V189H173V187H169V186H172V185H168V189L170 188L171 190H173V191H171V193H169V190H167V193H169V194H167L166 196H167V200L165 199V196H163V195H165L166 194V191H164V193H162V196H163V198H160L159 200H157L158 201V204H159V202H160V200L161 199H165V201H163V202H165V204L164 203H161L160 205H158V206H161V205H163V206H161V207H163V209H162V212H164L165 214L167 213V211H168V209H169V212L170 213H172V212H175L176 210H177V212H179V213H176L177 214V216H178V218H177V216L174 218V219H176L174 222H172L174 219H172L171 217H170V219H172L170 222H172V223H170L168 220H169V218H165L163 215V217L161 216V214H162V212H161V207H158L157 206V204H155L156 205V207H155V205L154 204H152V206L154 207H151V205H149L150 207H148V208H150V209H152V210H150V212H154V213H156V214H158L157 212H159V214H160V212H161V214L159 215H155V216H157V217H153L154 219H156V220H159V221H153V223H152V220H154V219H151V217L153 216L150 212H149V209H148V212H147V216H148V214L150 213V216L148 217L151 221H149L148 219H145V218H147V217H145L146 216V213L144 214L145 216V218H143V216H138V212L136 213L137 215H133V217L132 216H130V215H128V217L130 216V217H132V218H130V221H132V223H134V221H136L134 224H135V227H134V225H133V227H132V229L134 228H136L137 226H136V223L139 221L138 219L140 218V220H143V219H145L144 221H141V223H144L146 220L147 221H149L150 222V227L148 228V230L146 229V233H144V229L143 228H147L148 226H146L149 222H147L146 221V223H145V225L144 224H140V222L138 223V224H140V226H142L141 228H142V230H143V232H142V235H141V233H139V235H141V236H138V239L135 241L134 239H130L131 241H129L128 240V238L129 237H127V238H125L124 239V244H126V251H125V256H124V258H121L122 259V262L120 261V262H118V264H167L168 262L170 263H174V261H176L177 262V260H178V257H182L181 256V254H179L180 252H182V254L183 255H185L187 252L186 251H188L187 249H186V246H188L189 247V249H190V247L191 246H189V245H191L192 243H190L189 244V242H193L194 243V241L195 242H197V243H194L193 245H192V247H191V249L193 250V249H196V251L198 250V248H196V247H199L200 248V246H198L199 245V243H200V237L202 238V236L204 237V238H206L205 237V234L204 235H199V236H197L198 238L196 239V237L194 236V235H197V234H191L190 235V238L188 237L189 235L188 234H190V233H192V232H189L191 229H192V231H196V230H194L193 228V226H192V224H193V222H192V218H193V220H195L196 219V217L199 215L200 217H202V218H200V219H198V220H202L203 221V218H204V215H207L206 217H205V219L207 218V217H216L217 219L218 218H220V217H222V212L224 213L225 211H224V208H223V205H221L220 207H219V209L217 208V207H213V206H211V205H213L212 203H213V200L215 199V198H217V196L218 195H216V193H213V191L211 192V193H213L214 195H216L215 196V198L213 197L212 198V200H210L209 198H211V197H209L208 199H209V202L211 203L210 205L208 204H206L205 205V203H206V200H205V202H203L202 201V203H201V201H199L202 205L199 207V208H197V207H195V209L194 210H192V206H195V204L194 205H192V206H190L191 205V201L193 202L194 200H193V198H191L190 196H191V194H193L192 196L194 197L195 195H194V193L196 194V192L198 191H201L202 190V186L205 184H207V183H204V182H210V180H211V182L213 183H211L212 185H214V182L216 183L218 180H219V178H221L220 177V175L223 173V175H224V173H228V171H233V169H234V165H235V161H238L237 159H238V157L237 156H241L240 154H238L237 155V152H239L237 149L241 146V144H243V145H245V146H247L248 147V143H250L249 142V140L251 139L246 133H248V132H246V133H244L245 131L244 130H246V128H248L247 126H248V121H247V123L245 122V124H247V126L246 125H244V121H246V119H248V118H250V119H248V120H251V117H249L250 116V112H251V109L252 110H255V109H257L258 111H259V109L261 110L262 108H264V96H262V95H260V93H258L257 94V90L255 91V90H251L252 88H253V81L251 80L252 78V75L250 76V75H247V73H246V68L247 67H245V69H244V66L246 65V63H245V65H244V63H242L239 59L238 60H235V64L236 65H234V67H232L233 69H227V76H226V78H228L232 83H234V85H235V88H237L236 90H239L240 91V93L239 94H237L236 93V91L234 92V93H236V94H234L233 92L232 93H228V92H226V93H223V92H221V97H219L221 100H219L218 102V104H215L214 105V103H212L211 105H210V103H209V105H208V103L205 105H200L201 104V102L199 103V102H197L196 100H198L197 99V97H196V99H194L195 98V94H197L195 91V94L193 93V90H200V89H195V84H194V81L197 79L196 77H195V79L193 78V76H194V74H196V76H198L199 74H197V73H199V72H197V73H195L196 72V67H197V65H195V63H192V62H190V53L193 51V46H191L190 45V43L189 42H186V43H184L183 45H177V41L179 40V38H181L182 37V31H184V28L182 27V26H184L185 24H187V18H186V11H184V10H181V11H179L180 12V15H177L176 14V12H175V10H177L178 8H179V3H181V4H184L185 5V7H191V8H193V9H196L197 8V6L195 5V3H194V0H174V3H173V5H168V6H166V8H164L163 7V9L165 10V12H164V10H162L161 8H160V6H162V4H163V2H164V0H31L30 2L29 1H26V3L27 2H29L28 3V5L27 4H25ZM17 4V3H16ZM18 4H20V2L18 3ZM17 4V5H18ZM13 6V5H12ZM21 6H22V4H21ZM28 6V7H27ZM18 7V6H17ZM22 7V8H23ZM19 8H21L20 6H19ZM18 9V8H17ZM16 9V10H17ZM15 10V9H14ZM23 10V9H22ZM21 10V11H22ZM8 11V12H7ZM18 11V10H17ZM167 11V12H166ZM20 13V12H19ZM166 14V18H165V22H163L162 23V21H161V18L160 17H162V16H164ZM184 14V15H183ZM15 15V14H14ZM9 16V15H8ZM14 19H15V17H14ZM22 19V20H21ZM66 19H68L69 21L71 20V22H76L77 24H78V30H76L75 31V38H73V40H71L72 42H70V43H66V46H65V48L68 50V48L73 44V45H75V46H77L76 47V49H75V51H74V49H73V53L72 54H70V52L68 53L67 52V57L66 56H64V58H61V56H60V58L59 59H54V60H50V59H48L49 58V56H52L53 57V53L51 54V52H53L52 50V47H50V45H51V42L49 41V39L50 38H54V37H61L62 39H65V37H66V34H65V32H64V29H63V27H62V25H61V22L60 21H62V20H66ZM1 20V19H0ZM6 20H10V18L8 19V17H6ZM5 20V21H6ZM155 20H157V22L155 21ZM1 21H3V20H1ZM14 21V20H13ZM15 21H17L16 19H15ZM7 22V21H6ZM10 22V21H9ZM74 22V23H75ZM214 22V21H213ZM11 23H12V20H11ZM10 23V24H11ZM2 24H3V22L1 23L0 22V27L2 26ZM7 24H9L8 22H7ZM9 24V27H11V25ZM4 25V24H3ZM149 26L150 27V30L152 31V32H150V31H145V30H148V29H145V27L146 26ZM152 27H154V29H151V26ZM5 26V25H4ZM7 26V25H6ZM13 26V25H12ZM15 26H14V28H15ZM163 26H166L165 28H163ZM8 27V28H9ZM28 27V28H27ZM1 28H3V31H4V27L2 26ZM0 28V29H1ZM12 29H13V27H11ZM10 28V29H11ZM26 28H27V30H26ZM147 28V27H146ZM156 28V29H155ZM6 27H5V32H6ZM10 29L8 30V31H10ZM25 29V30H24ZM2 30H1V33L3 32ZM5 32H3V33H5ZM16 32V31H15ZM150 34H149V33ZM7 33V32H6ZM12 33V32H11ZM19 32H17L16 33V35H15V33H14V31H13V34H14V36L16 37H13V34H12V39H11V42H9L10 40V38H9V36H10V32H8V34H6V36H5V34H3V35H0V36H5L4 38V40L5 41H7L9 44L10 43H12V42H14V40H15V42H17V44H15V46L14 47H11V45H10V48L8 49L7 48V50L9 51H11V48H15V47H17L16 45H18V39H21V40H23V39H25V38H17V37H20L21 36V34L23 33L24 34V32H22L21 34H20V36H19V34H18ZM22 34V35H23ZM25 36H23V37H25ZM22 37V36H21ZM144 37H148V41H146L145 40V42H144ZM6 38H7V40H6ZM68 38V37H67ZM0 39H1V37H0ZM2 39H3V37H2ZM17 39V40H16ZM145 39H147V38H145ZM4 40H1L2 42H5ZM26 40V39H25ZM66 40V39H65ZM143 40V41H142ZM20 41V40H19ZM137 41H139V44H138V42ZM7 42H5V44H6V46L8 47V43ZM134 42H136V44L134 43ZM147 42V43H146ZM23 43V41L21 42V44ZM121 43V44H120ZM131 44V43H134L133 44V46H125V44ZM1 44H3V43H1ZM23 44H25V43H23ZM112 44H114V45H117V44H119V45H122V44H124V46L125 47H117L115 50H113L115 47H114V45H112ZM73 45L71 46L72 48H73ZM106 45V46H105ZM132 45V44H131ZM137 45V46H136ZM6 46H4V44L1 46V48L3 49V50H6ZM19 46V45H18ZM21 47V46H20ZM19 47V48H20ZM24 47H21L22 49H24ZM49 47L51 48V50L49 49ZM0 48V49H1ZM5 48V49H4ZM21 48L19 49V51L21 50ZM71 48V49H72ZM70 49V48H69ZM14 50V49H13ZM55 50V49H54ZM66 50V51H67ZM15 51V50H14ZM14 51H13V53H14ZM107 51V50H106ZM216 51V50H215ZM220 51H221V49H220ZM1 52V51H0ZM27 51H25V53H26ZM217 52V51H216ZM6 53H8V52H6ZM12 52H11V57H12V59L9 61L8 59L6 60L7 62H11L12 60H13V55H15V54H13ZM101 53V52H100ZM112 53H115L114 55H115V57H116V54H118L117 55V58H119V55L121 54V57H123V56H128L129 57V59H132L133 61H137V65H138V67L140 68V69H142V68H144V69H148V71H151V72H147L144 76H134V77H130V78H128V77H126L125 75H124V70H122L121 69V66L119 65V63L117 62V60L116 61H114L113 60V54ZM212 53V52H211ZM214 53V52H213ZM1 54V53H0ZM2 54H4V52H2ZM1 54V55H2ZM21 54V53H20ZM22 54H24V53H22ZM27 54V53H26ZM32 54V55H31ZM96 55L98 54V52L97 53H95ZM108 54V55H107ZM110 54H112V56L110 55ZM216 54V53H215ZM0 55V56H1ZM7 55V54H6ZM5 55V56H6ZM46 55V56H45ZM92 55V54H91ZM106 55H107V57H106ZM234 55H236V54H234ZM10 56V55H9ZM45 56V57H44ZM78 57L77 59L75 58V57ZM112 57V58H110V57ZM217 56V55H216ZM3 57V56H2ZM1 57V58H2ZM48 57V58H47ZM66 57V58H65ZM91 57H93V56H91ZM99 57V56H98ZM110 58L111 60H109V61H106V62H104L103 64H100L99 62L102 60V61H104L105 59H107V58ZM114 57V58H115ZM143 57H144V59H143ZM148 57V58H147ZM162 57H165L166 59H170L171 60V63H170V67L173 69V73L172 74H170L171 75V77H172V82H164V81H159L158 79H156L157 80V82L155 81V76L157 75L156 73H160V72H156L157 71V69L160 67V62H159V59H161ZM6 58H9V57H6ZM15 58V57H14ZM116 58V59H117ZM147 58V59H146ZM151 58H153V60L151 59ZM4 59H5V57H4ZM3 59V60H4ZM15 59H17V58H15ZM48 59V60H47ZM66 59V60H65ZM89 59V58H88ZM148 59H150V60H148ZM217 59V58H216ZM224 58H222L221 60H222V63H223V61H226V60H223ZM3 60H2V62H1V60H0V62L1 63H4L3 62ZM75 60V61H74ZM152 60V61H151ZM218 61L220 60V59H217ZM14 61V60H13ZM206 61H207V59H206ZM206 61H205V63H206ZM217 61V62H218ZM15 62V61H14ZM0 63V64H1ZM219 63V62H218ZM5 64H8V63H5ZM13 64V62L9 65V67H11V66H13L12 65ZM207 65H208V63H207ZM223 65V64H222ZM227 64H226V62H224V66H226ZM0 66H5L4 64L2 65H0ZM17 66V65H16ZM202 66V65H201ZM203 66H204V61H203ZM247 66V65H246ZM252 66V65H251ZM254 67V66H253ZM221 68V67H220ZM226 68H227V66H226ZM229 68V67H228ZM250 68V67H249ZM98 69H103V72H99V71H97ZM160 69V68H159ZM223 69V68H222ZM5 70V69H4ZM12 70V69H11ZM11 70H9L10 72H14V71H11ZM242 70H245V71H242ZM251 70V69H250ZM254 70V69H253ZM1 71V70H0ZM6 71V70H5ZM32 71H33V69H32ZM31 71V72H32ZM41 71V70H40ZM209 71V70H208ZM10 72H8V71H6V72H0V119H1V117H2V119L1 120H3V119H5L4 121H5V123L7 124V126H8V130H10L11 132L13 131V126H12V123H13V118H12V116H11V112H9V110H7V105L9 104V102H8V100H9V97L10 96H8V95H10V94H8L7 95V97L6 98H8V99H5L6 101V103H8V104H6L5 102H4V98H5V95L7 94V93H5V91H8L7 89H9L10 88V90L8 91L9 93H11V94H13V91H11L13 88L11 87V85L13 86V84H10V82L12 81V80H14V77H15V74L13 73H10ZM35 71H33L32 73H33V75H34V77L36 76V72L34 73ZM243 72H245V73H243ZM250 72V71H249ZM37 73H39V72H37ZM191 73H194V74H191ZM163 74V73H162ZM201 74V73H200ZM207 74V73H206ZM253 74V73H252ZM99 75H101V76H99ZM158 75H160V74H158ZM185 75V76H184ZM193 75V76H192ZM208 75V74H207ZM91 76V77H92ZM255 78V77H254ZM35 79H37V78H35ZM108 79V78H107ZM149 80V82L147 81H145V83H142V82H144V80ZM125 80V81H124ZM140 80L142 81V82H140ZM155 82H154V81ZM194 80V81H193ZM199 80V79H198ZM220 80V79H219ZM109 80H107L106 81V83L108 82ZM221 81V80H220ZM100 83H99V85H100V87H101V85L103 84V82L100 80L99 81ZM105 82V81H104ZM258 82V81H257ZM217 83V81L215 82V84ZM218 83H220V82H218ZM259 83V82H258ZM108 84V83H107ZM106 84V85H107ZM254 84H256V82L254 83ZM105 85V84H104ZM110 85V84H109ZM191 85H192V87H191ZM195 85V86H194ZM249 85V86H248ZM251 85V86H250ZM167 86H168V88L169 87H171L170 89L172 90H170V89H168L167 88ZM192 88V92L191 91H189L190 90V87ZM194 86V87H193ZM251 87V89H249L248 87ZM255 86V85H254ZM257 86V85H256ZM3 87H6L5 89L3 88ZM17 87V86H16ZM106 87V86H105ZM109 87V86H108ZM107 87V88H108ZM112 87V86H111ZM146 87H149L148 89H149V93H147V92H144V91H147V89H146ZM197 87H198V85H197ZM215 88L217 87V86H214ZM1 88H3L4 89V93H5V95H1L2 93V90L3 89H1ZM12 88V89H11ZM22 88V87H21ZM47 88V87H46ZM102 88V87H101ZM114 88V87H113ZM143 88H145L146 90H143ZM151 88H153V89H151ZM159 88V89H158ZM189 89V90H187V89ZM234 88V89H235ZM258 88V87H257ZM17 89V88H16ZM45 89V88H44ZM112 89V88H111ZM164 89V91H165V93H164V91L162 92V90ZM168 89L169 91H171V93L173 92V95H174V97L176 98H174V97H172V95H171V93L169 92V93H167L168 91H166V90ZM174 89V90H173ZM202 89V88H201ZM211 89V93H213L214 94V92L212 91V88H210ZM210 89H208V91L210 90ZM218 89V88H217ZM118 90V89H117ZM153 91V93H155V94H153L151 91ZM157 90H158V92H157ZM182 90L184 91H189V93H191L190 95H189V93L186 91V93H187V95H186V93H185V91L184 92H182ZM204 90H206L205 88L204 89H202V91L204 92V94H202V96L203 95H205L206 96V98L209 96L208 94H209V92L207 93V94H205V91ZM219 90L220 89H218L217 91L219 92ZM46 91V90H45ZM49 91V90H48ZM53 91V90H52ZM106 91V90H105ZM112 91V90H111ZM155 91V92H154ZM197 91V92H198ZM202 91H199L198 93L201 95V93H203ZM256 92V93H254V92ZM19 92V91H18ZM128 92V93H127ZM150 92L152 93V94H150ZM185 93V96H186V101H183L182 99L184 98H181V96H183V95H181V93ZM3 93V94H4ZM15 93V92H14ZM25 93H26V91H25ZM50 93V92H49ZM164 94V95H161V96H159V94ZM179 93H180V97H177V96H179ZM215 93H217V92H215ZM144 94V95H143ZM157 94V95H156ZM165 94H167V95H170V96H168L167 97V95H165ZM194 94V95H193ZM198 94V95H199ZM213 94H211V95H213ZM14 95V94H13ZM40 95V94H39ZM45 95V94H44ZM50 95V94H49ZM154 95V96H153ZM156 95V96H155ZM189 95V97H187ZM193 95V96H192ZM208 95V96H207ZM18 96V95H17ZM29 96V95H28ZM42 96V95H41ZM47 96H48V94H47ZM132 96V95H131ZM130 96V97H131ZM166 97V98H161V97ZM216 96V95H215ZM4 97V98H3ZM12 97V96H11ZM15 97V96H14ZM123 97H124V95H123ZM122 97V98H123ZM133 97V96H132ZM131 97V99L133 100L134 98H132ZM135 97H136V95H135ZM145 97V98H146ZM190 97H193V98H191L190 100H189V98ZM13 98V97H12ZM12 98H10V100L12 99ZM45 98V97H44ZM50 98V97H49ZM48 98V99H49ZM55 98V97H54ZM121 98V97H120ZM137 98H135L134 100H138L139 98H141L140 96H139V98L137 99ZM173 98H174V100H173ZM201 98V97H200ZM216 98H217V96H216ZM14 99V98H13ZM15 99H16V97H15ZM23 100H24V98H22ZM57 99V98H56ZM55 99V100H56ZM129 99V98H128ZM184 99V100H185ZM195 100V102H197V103H194V100ZM27 100V99H26ZM50 100V99H49ZM134 100L133 101H131V102H133L134 103ZM143 100V99H142ZM154 100V99H153ZM156 100V99H155ZM162 100V101H163ZM209 100V99H208ZM211 100V99H210ZM21 101V100H20ZM36 101V100H35ZM42 101V99L40 98V96L38 97V102H40V104H38L39 106H40V108H39V110H38V112H36V118L37 117H39L40 115H41V113H43L44 115H45V112L46 111H44V110H46V109H44L43 108V103L41 102ZM45 101V100H44ZM47 101V100H46ZM52 101V100H51ZM123 101V100H122ZM126 101H128V100H125V103H126ZM171 101V102H170ZM188 101V102H187ZM199 101V100H198ZM37 102V101H36ZM54 102H56V101H54ZM138 102H140V101H138ZM183 102V103H182ZM23 103V102H22ZM128 103V102H127ZM137 103V102H136ZM167 103V102H166ZM199 103V104H198ZM54 104V103H53ZM163 104H164V102H163ZM196 104H198V105H200L201 107H199L200 108V111L198 110L197 111V109H198V106H196V108L194 107ZM48 105V104H47ZM128 105V104H127ZM167 105H169V104H167ZM208 105V106H207ZM45 106V105H44ZM148 106H150V105H148ZM157 106V105H156ZM205 106V107H204ZM61 107V106H60ZM70 107V106H69ZM129 108L131 107V106H128ZM146 107V106H145ZM159 107H160V105H159ZM38 108V107H37ZM42 108H43V110H42ZM46 108H48V107H46ZM141 108V107H140ZM147 108V107H146ZM153 108V107H152ZM156 108V107H155ZM203 108V109H202ZM254 108V109H253ZM6 109V110H5ZM55 109H56V107H55ZM61 109V108H60ZM131 109H133L132 107H131ZM142 109V108H141ZM163 109H162V111H163ZM70 110H72V109H70ZM136 110V109H135ZM145 110H147V109H145ZM149 110V109H148ZM151 110H154V109H151ZM157 110H159V109H157ZM53 111V110H52ZM66 111V110H65ZM137 111V110H136ZM138 111H140V112H138V114L137 115H142V110H138ZM155 111V110H154ZM154 111H152V112H154ZM257 111V112H258ZM262 111V110H261ZM69 112V111H68ZM98 112V111H97ZM124 112H127V110L126 111H124ZM146 112V111H145ZM164 112V111H163ZM219 112L220 113H222V112H230L229 114H227L226 115V117H227V119H228V121L225 119V121H223V122H221L222 124H224V122H226V124H224L223 126H222V128H221V125H219L220 124V122H219V124L217 123V125L221 128V129H219V127L218 126H216V125H214L213 123H212V121H211V119L213 118L214 119V117H212V116H214V115H216V117H217V114H218V116H219ZM247 113V115H248V118H246L245 119V117L246 116H244V120H243V118H242V114L243 113ZM257 112L255 113V112H253L255 115V118H256V115H257ZM264 112V111H263ZM32 113H33V111H32ZM47 113V112H46ZM49 114H50V112H48ZM47 113V114H48ZM72 113H73V111H72ZM111 113V112H110ZM120 113V112H119ZM150 113V111L148 112V114ZM226 113H223L224 115L226 114ZM242 113V114H241ZM29 114V113H28ZM42 114V115H43ZM70 114V113H69ZM68 114V115H69ZM95 114V113H94ZM147 114V115H148ZM160 114V113H159ZM162 114V113H161ZM160 114V115H161ZM42 115H41V117H42ZM73 115V114H72ZM95 115H98V114H95ZM112 115V114H111ZM152 115V114H151ZM179 115H181V116H179ZM182 115H184L186 118H184L185 120L188 118V120H190V122L188 121V120H186V121H188L187 123L185 122V120L182 118H179V119H181L180 121L178 120V116L179 117H182ZM188 117H187V116ZM229 115H232L233 116V118H231ZM240 116V115H242V116H240L241 117V120L239 121V119H240V117H239V119H238V117H236V119H235V117L234 116ZM263 115V114H262ZM261 115V116H262ZM51 116H53V115H51ZM70 116V115H69ZM110 116V115H109ZM165 116V115H164ZM169 116V115H168ZM168 116H167V118H168ZM183 116V117H184ZM210 116L212 117L211 119H210ZM220 116H222V115H220ZM219 116V117H220ZM251 116H252V114H251ZM6 117H9L8 119L6 118ZM27 117H29V115L27 116ZM45 117V116H44ZM146 118L147 116H145V114H144V112H143V115H142V118ZM230 117V118H229ZM30 118V117H29ZM35 118V119H36ZM112 118V117H111ZM113 118H114V115H113ZM162 118V117H161ZM164 118H166V117H164ZM206 118H208V120L206 119ZM252 118H253V116H252ZM10 119V120H9ZM18 119V118H17ZM22 119V118H21ZM30 119H32V118H30ZM39 119H40V117H39ZM122 119V118H121ZM124 119H125V117H124ZM212 119V120H213ZM220 119H221V117H220ZM0 120V121H1ZM19 120V119H18ZM24 120V119H23ZM27 120V119H26ZM42 120V119H41ZM94 120H95V118H94ZM97 120V119H96ZM116 120V119H115ZM125 120H127V119H125ZM129 120V119H128ZM166 120V119H165ZM170 120H171V118H170ZM182 120H184V124H182L181 123V121ZM203 121V120H205V123H204V121H203V123L204 124H202V125H200L201 124V122L200 121ZM210 120V122L214 125V127L216 126V127H218L217 129L215 128V130L213 131V130H211V131H213V132H215V131H219V133H218V131H217V134H216V132H215V134H202V131H203V129L201 130L200 128H194L195 127V125L196 126H198V127H203V125H206V123H209V122H206V121H209ZM215 120V119H214ZM236 120L238 121V122H236ZM242 120H243V123H242ZM253 120V119H252ZM262 120V119H261ZM16 121V120H15ZM37 121H39V120H37ZM44 121H46V120H44ZM117 121V120H116ZM119 121H123V120H119ZM169 121V120H168ZM114 122V121H113ZM171 122V121H170ZM217 122V121H216ZM258 122V121H257ZM1 123V122H0ZM3 123V122H2ZM42 123V121L40 122V124ZM93 123H95V122H93ZM92 123V124H93ZM123 123V122H122ZM122 123H120V124H122ZM167 123V122H166ZM182 124V125H175V124ZM189 123V124H188ZM199 123V124H198ZM238 123V124H237ZM240 123H242L243 124V126H244V128L243 127H241L242 126V124H240ZM249 123H250V121H249ZM263 123V122H262ZM4 124V123H3ZM9 124V125H8ZM44 124V123H43ZM54 124V123H53ZM91 124V125H92ZM123 124V125H124ZM198 124V125H197ZM212 124H210V125H212ZM239 124L241 125L240 127H239ZM250 124H252V123H250ZM1 125V124H0ZM46 125H47V123H46ZM94 125H97L96 123L94 124ZM207 125H209V124H207ZM206 125V126H207ZM213 125H212V128H213ZM6 126V127H7ZM50 126V125H49ZM144 126V127H143ZM206 126H204L203 128L205 129L206 128ZM246 126V127H245ZM253 126V125H252ZM13 127V128H12ZM57 127V126H56ZM173 127V128H172ZM16 128L17 127H15V130H16ZM37 128V127H36ZM115 128V127H114ZM193 128H194V130L195 129H197L196 130V132L198 133L200 130H201V134L200 133H198V134H196V133H193L192 132V130H193ZM210 128H211V126H210ZM209 128V129H210ZM244 130H243V129ZM1 129V128H0ZM37 129H39V128H37ZM44 129V128H43ZM51 129V128H50ZM56 129V128H55ZM140 129V130H139ZM149 129H146V130H148V132H150V130ZM157 129L156 130H152L151 132H153V131H157ZM198 129H200V130H198ZM208 129V128H207ZM207 129H205L206 130V132H207ZM208 129V130H209ZM240 129L242 130V131H244L243 133H244V135L246 136L247 135V137H249V138H247V137H245V136H243V135H241V131H240ZM3 130V129H2ZM128 131V132H124V131ZM146 130H144L145 132H146ZM171 130V131H170ZM37 131V130H36ZM42 131V130H41ZM116 132H118V130L116 129L115 130ZM137 131L135 132V133H137ZM160 131V130H159ZM158 131V132H159ZM19 132V131H18ZM35 132V131H34ZM43 132V131H42ZM41 132V133H42ZM132 132V135H130V133ZM143 132V131H142ZM142 132L140 133V134H142ZM154 132V133H155ZM169 132H166V133H168V134H170ZM113 133V132H112ZM112 133H111V135H112ZM122 134V136H121V134ZM126 133V135H125V137H123L124 136V134ZM129 134V137L127 136L128 134ZM144 133V132H143ZM157 133V132H156ZM242 133V134H243ZM46 134V133H45ZM35 135V134H34ZM48 135V134H47ZM118 135V136H117ZM133 135H134V138H133ZM120 136L123 138V139H120ZM127 136V137H126ZM131 136H132V138H133V140L132 139H130L131 138ZM45 137V136H44ZM243 137H245V139L247 140L248 139V141H245V143H247V144H244V143H242L245 139L243 138ZM251 137H252V135H251ZM255 138H256V136L254 137V140H255ZM94 138H92V140H93ZM171 139V138H170ZM169 139V140H170ZM253 139V138H252ZM259 139H260V137H259ZM262 139L263 138H261L260 139V141H262ZM41 140V139H40ZM45 140H47V138L45 139ZM88 140V139H87ZM87 140L85 139L84 140V143H85V145L83 146L85 149L86 148H88L89 146H90V150H91V146L95 143V145L94 146H92V149H93V147H95L96 145H100V144H97L96 143V141L97 140H88V142H87ZM142 140H144V139H142ZM165 140V139H164ZM257 140V139H256ZM87 142V144H86V142ZM94 142L93 144H92V142ZM133 141V142H132ZM135 141V142H134ZM250 141H252V140H250ZM45 143H46V141H44ZM109 142V141H108ZM118 142V143H117ZM121 142V143H120ZM253 142V141H252ZM252 142L250 143V145L252 144ZM255 142V141H254ZM49 143V142H48ZM83 143V144H84ZM101 143V142H100ZM111 143V144H112ZM149 143L151 144V145H149ZM168 143V142H167ZM256 143V142H255ZM259 143V141H257V143L256 144H258ZM42 144V143H41ZM50 144V143H49ZM53 144V143H52ZM51 144V145H52ZM54 144H55V141H54ZM50 145V146H48V144H47V146H46V150H48V148H50V152L52 151V147H57V148H59L60 146H59V144L57 143V145L55 144V145ZM125 144H129V145H125ZM155 144V143H154ZM256 144H252L253 145V147L252 146H250L249 145V149L252 147L253 149H254V147H256L257 148V146H256ZM260 144H262V143H260ZM46 145V144H45ZM86 145H89L88 147H85ZM112 145V146H113ZM131 145V146H130ZM59 146V147H58ZM81 146V144L79 145V147ZM81 146V148L83 149V147ZM111 146V145H110ZM111 146V147H112ZM125 146V147H124ZM129 146V147H128ZM43 147H44V145H43ZM97 147V146H96ZM95 147V148H96ZM152 148V150H151V148ZM244 147V146H243ZM258 147H259V145H258ZM260 147H261V145H260ZM260 147H259V149H260ZM264 147V146H263ZM53 148V149H54ZM94 148V150H96ZM110 148V147H109ZM153 148H155V150H157V151H155L154 152V149ZM242 148V146L240 147V149ZM244 148H246V147H244ZM252 148L250 149V150H252ZM255 148V149H256ZM80 149V148H79ZM82 149H81V151L80 152H82ZM89 149H86V150H84L85 152L87 151V150H89ZM113 149H115V148H113ZM150 149V150H149ZM246 149H248V148H246ZM246 149H244V151L246 150ZM258 149V148H257ZM45 150V151H46ZM89 150V151H90ZM117 150V149H116ZM212 150H216V151H218L219 153H220V155H219V153L218 154H216L217 152L216 151H214V152H216V153H212ZM235 150V151H234ZM236 150H237V152H236ZM243 150V149H242ZM7 150H5V152H6ZM78 151V150H77ZM92 151V150H91ZM121 151H123V152H121ZM153 151V152H152ZM223 151V153L221 154V152ZM249 151V150H248ZM4 152V151H3ZM4 152V153H5ZM8 152V151H7ZM41 152H42V150H41ZM48 152V151H47ZM93 152V151H92ZM95 152V151H94ZM246 152V151H245ZM4 153L2 154V155H4ZM43 153H44V151H43ZM54 153H55V151H54ZM58 153V152H57ZM107 153V152H106ZM254 153V152H253ZM49 154V153H48ZM56 154V153H55ZM60 154V153H59ZM104 154V153H103ZM248 154V153H247ZM250 154L252 155V153L251 152H249V154H248V158H247V160L245 159V157L243 156V159L241 158V160H242V162L240 161H238L242 166L243 165H245L244 163L246 162L247 163V165H246V167H248L249 168V166H250V164L252 163L251 161L253 160H250L249 158L251 157V158H253L252 156H250ZM1 155V154H0ZM7 155V154H6ZM50 155H51V153H50ZM58 155V154H57ZM77 155H80V154H77ZM81 155L83 156V152L81 153ZM92 155H93V153H92ZM100 155V154H99ZM102 155V154H101ZM107 155V154H106ZM259 155V154H258ZM262 155V154H261ZM10 156V155H9ZM14 156V155H13ZM45 156V155H44ZM43 156V157H44ZM54 156V155H53ZM59 156V155H58ZM76 156V155H75ZM81 156V157H82ZM90 156V155H89ZM98 156V155H97ZM112 156H113V154H112ZM124 156H125V158H124ZM257 156V155H256ZM11 157V156H10ZM51 157V156H50ZM78 157V156H77ZM88 157V156H87ZM120 157H121V159H120ZM242 157V156H241ZM8 158V157H7ZM31 158V157H30ZM54 158V157H53ZM53 158H51L52 160H53ZM56 158V157H55ZM111 158H113V157H111ZM3 159V158H2ZM47 159H48V157H47ZM82 159H84V158H82ZM123 159V160H122ZM125 159V160H124ZM240 159V158H239ZM248 159L250 160V161H248ZM13 160H15V159H13ZM77 160V159H76ZM80 160V159H79ZM90 160V159H89ZM184 160V161H183ZM1 161V160H0ZM8 161H10V159L9 160H7V163H8ZM17 161V160H16ZM50 161V160H49ZM87 161V160H86ZM120 161V162H119ZM167 161V162H166ZM243 161H244V163H243ZM248 161V162H247ZM2 162V161H1ZM24 162V161H23ZM47 162V161H46ZM45 162V163H46ZM83 162V161H82ZM166 162V163H165ZM238 162H236V165H235V167L237 168V167H239V168H244V167H241L240 166V164L239 165H237V163ZM2 163H6V161L4 162V160H3V162ZM15 163V162H14ZM43 163V162H42ZM44 163V164H45ZM84 163V162H83ZM108 163V162H107ZM133 163V164H132ZM164 163H165V168L164 167H161L162 165H164ZM172 163H171V165H172ZM173 163V164H174ZM243 163V164H242ZM249 163V164H248ZM130 164H132V166H130ZM180 164V165H181ZM261 164V163H260ZM0 165H2V164H0ZM13 165V164H12ZM15 165V164H14ZM17 165V164H16ZM35 165V164H34ZM46 165V164H45ZM107 165V164H106ZM110 165V164H109ZM127 165H129V166H127ZM170 165V164H169ZM168 165V166H169ZM179 165V166H180ZM233 165V166H232ZM252 165V164H251ZM39 166V165H38ZM115 166V168H117ZM167 166V167H168ZM178 165H176V167H177ZM192 166V167H193ZM26 167H28V166H26ZM49 167V166H48ZM100 167H102V166H100ZM159 167L161 168L160 170H159ZM170 168L172 167H175V165H172V166H169ZM230 167H232V170H230L231 168ZM246 167H245V170L247 171V169H246ZM256 167V166H255ZM264 167V166H263ZM7 168V167H6ZM14 168V167H13ZM36 168V167H35ZM112 168H113V166H112ZM115 168H113V169H115ZM122 168V171H123V168L124 167H121ZM144 168H146V169H148V168H150V170H152V168L154 169V170H152V171H150L149 169H148V171L147 170H145ZM162 168H164V169H162ZM181 168V167H180ZM251 168V167H250ZM20 169V168H19ZM49 169V168H48ZM95 169V168H94ZM103 169H104V167H103ZM119 169V168H118ZM132 169V168H131ZM143 169H144V171H145V174H143L144 173V171H143ZM168 169V168H167ZM252 169V168H251ZM250 169V170H251ZM3 170V169H2ZM21 170H24V169H22L21 168ZM26 170V169H25ZM35 170V169H34ZM100 170V169H99ZM106 170V172H107V168L105 169ZM104 170V171H105ZM178 170V169H177ZM190 170H191V168H190ZM227 171V172H223V171ZM238 170H240V171H242V169H238ZM252 170H254V169H252ZM251 170V171H252ZM260 170V169H259ZM103 170H100L99 172H96V174L95 175H97V176H104V175H102V174H104L105 172H104ZM109 171V170H108ZM141 171H142V173H141ZM147 171V172H146ZM149 171L151 172L149 175H148V173H149ZM154 171H155V173H154ZM173 171V170H172ZM192 170H191V173L193 172ZM246 171H244L246 174H247V172ZM257 171V170H256ZM261 171V170H260ZM260 171H259V173H260ZM32 172V171H31ZM38 172V171H37ZM104 172V173H103ZM127 172V171H126ZM135 172V171H134ZM179 172V171H178ZM190 172V171H189ZM222 172V173H221ZM239 172V171H238ZM238 172H237V169H236V174L238 175ZM23 173V172H22ZM39 173V172H38ZM43 173V172H42ZM110 174H111V171L109 172ZM125 173V172H124ZM130 173H132L131 171H130ZM129 173V174H130ZM158 173V172H157ZM221 173V174H220ZM242 174H243V172H241ZM263 173V174H262ZM10 174V173H9ZM19 174V173H18ZM26 174V173H25ZM28 174H30V173H28ZM92 174V173H91ZM106 174L107 173H105V176H106ZM150 175L151 176V178L153 179V178H155L156 179V177L154 176V175ZM163 175H164V173H162ZM166 174V173H165ZM169 174V173H168ZM172 174V173H171ZM170 174V175H171ZM184 174V173H183ZM188 174H190V173H188ZM231 174V173H230ZM236 174L235 175H233L232 177H234L235 178V176H236ZM239 174H240V172H239ZM256 174V173H255ZM260 174H262V175H264V172H261ZM260 174H256V175H252V178L250 179V180H245L244 178L240 181L239 179H236V178H240V176L241 175H239V177H237L236 176V180H238L237 182H228V184H227V186H226V193H228L229 195H227V194H225V196L227 195L228 197L230 196H234V197H236V196H238V197H240V198H242V199H240L239 201H241L240 203H242V204H240V205H242L243 207H237V206H235V204H236V202H235V204H234V206L235 207H237L238 209L236 210L235 209V207H234V209H235V211H234V209H233V211L231 210H227L226 209V212L225 213H227L228 214V216H229V218L231 217L232 218V220H234V221H238V219H240L241 220V218H240V216L242 215H246L245 216V220L246 221H248V222H246L245 224H247L246 226H248L250 223H251V221H250V223H249V220H247L249 217H250V215H252L253 213L251 212V211H255V204L254 203H256L255 202V200H254V203H253V200H252V196L253 195H255V194H253V192L254 191H256V189L258 188H256V189H253L252 187L254 186V187H256L253 183H255V182H253V181H251V180H256V181H258L256 178H254L255 176H258L259 175V177L261 176ZM23 175V174H22ZM38 175V174H37ZM45 175H48V174H45ZM108 175V174H107ZM122 175V174H121ZM158 175V174H157ZM173 175H174V173H173ZM30 176L32 177V175L30 174ZM52 176V175H51ZM145 176L147 177V179L145 178ZM153 176V177H152ZM162 176V175H161ZM161 176H160V178H161ZM166 176V175H165ZM167 176H169V175H167ZM243 177L245 176V175H242ZM241 176V177H242ZM20 177V176H19ZM27 177V176H26ZM118 177H119V175H118ZM124 177V178H125ZM137 177V178H136ZM230 177V176H229ZM232 177H230V178H232ZM246 178H247V176H245ZM259 177H257V178H259ZM12 178V177H11ZM21 178H22V176H21ZM21 178H20V180H21ZM33 178V177H32ZM40 178V177H39ZM42 178V177H41ZM106 178V177H105ZM104 178V179H105ZM115 178V177H114ZM157 178H158V176H157ZM164 178H166V177H164ZM163 178V179H164ZM173 178V177H172ZM230 178H228L229 179V181H232ZM249 178H250V176H249ZM248 178V179H249ZM261 178V180L263 179L262 177H260ZM5 179V178H4ZM8 179V178H7ZM15 179H16V177H15ZM17 179H18V177H17ZM26 179V178H25ZM91 179H93V178H91ZM113 179V178H112ZM111 179V180H112ZM120 179V178H119ZM151 179V180H152ZM159 179V178H158ZM162 179V180H163ZM217 179V180H216ZM28 180H29V176H28ZM99 180H100V177H99ZM109 180V179H108ZM147 180V181H146ZM166 180V179H165ZM164 180V181H165ZM215 180V181H214ZM245 180V181H244ZM260 180V181H261ZM1 181V180H0ZM13 181H15V180H13ZM19 181V180H18ZM24 181V183H25V180H23ZM96 181V180H95ZM107 181V180H106ZM117 181V180H116ZM163 181V182H164ZM177 181V180H176ZM227 181V180H226ZM260 181H259V183H260ZM26 182H27V180H26ZM33 182V181H32ZM31 182V183H32ZM140 182V183H141ZM151 182V181H150ZM150 182H148V183H150ZM153 182V181H152ZM181 182L183 183V184H187L186 186L185 185H181L182 187H180V184H181ZM262 182H264L263 180H262ZM262 182H261V184H262ZM93 183V182H92ZM119 183H121V182H119ZM135 183V184H134ZM202 183H204L202 186H199V187H202L201 189L199 188V190L197 189V190H195V192L194 191H192V190H190V189H195L194 187H198V185H200V184H202ZM10 184V183H9ZM22 184H23V182H22ZM26 184V183H25ZM27 184H28V182H27ZM39 184V183H38ZM37 184V185H38ZM115 184V183H114ZM118 184V183H117ZM165 184V183H164ZM168 184H170V183H168ZM211 184L209 185V183L207 184V185H209V186H211ZM256 184V183H255ZM258 184V183H257ZM256 184V185H257ZM264 184V183H263ZM263 184L261 185L262 187H263ZM111 185V184H110ZM132 185V186H131ZM133 185H135V187L133 186ZM139 185V184H138ZM145 185V184H144ZM178 185H179V187L180 188H182V190L184 191L186 188H187V186L189 187V185L191 186V187H193V188H190L189 189V191H191L190 193H188V188L186 189L187 190V192H186V190L184 191V192H186V193H188L187 195H190V196H188V199L190 200V202H186V203H190L189 204V206H187L186 205V203L184 202L185 201V199L187 198V195L185 196V193H183L184 195L183 196H185L186 198L185 199H183V196H178L177 194H176V191L178 192V194L180 195L183 191H178L179 189H178ZM206 185V186H207ZM259 185V184H258ZM257 185V186H258ZM3 186V185H2ZM17 186H18V184H17ZM24 186H26V185H24ZM36 186V185H35ZM123 186H121V187H123ZM129 186H131L132 187V189L133 190H131V187H129ZM143 186V185H142ZM162 186H164V185H162ZM184 186V187H183ZM205 186V187H206ZM229 186V187H228ZM10 187V186H9ZM12 187V186H11ZM21 187V186H20ZM19 187V188H20ZM186 187V188H185ZM228 187V188H227ZM239 187V188H238ZM260 187V186H259ZM17 188V187H16ZM18 188V189H19ZM28 188V187H27ZM140 188V187H139ZM155 188V187H154ZM209 188V187H208ZM10 189V188H9ZM24 189V188H23ZM103 189V188H102ZM115 190H116V188H114ZM121 189V188H120ZM119 189V190H120ZM140 189H142V187L140 188ZM148 189V188H147ZM167 189V188H166ZM217 189V188H216ZM224 189V188H223ZM230 189H232V190H229ZM236 189V190H235ZM238 189V190H237ZM241 189V190H240ZM263 189V188H262ZM13 190V189H12ZM11 190V191H12ZM25 190H26V188H25ZM34 190V189H33ZM36 190V189H35ZM101 190V189H100ZM104 190H105V188H104ZM113 190V189H112ZM154 190V189H153ZM152 190V191H153ZM158 190V189H157ZM227 190H228V192H227ZM240 190V191H239ZM252 190H254V191H252ZM258 190H259V188H258ZM24 191V190H23ZM99 191V190H98ZM117 191V190H116ZM121 191V190H120ZM120 191H118V192H120ZM138 191V190H137ZM143 191V190H142ZM219 191V190H218ZM261 191H263V190H261ZM5 192H7V190L5 191ZM15 192V191H14ZM17 192V191H16ZM33 192V191H32ZM36 192V191H35ZM49 192V191H48ZM48 192H46V193H48ZM94 192V191H93ZM104 192V191H103ZM109 192V191H108ZM113 192H114V190H113ZM173 192V193H172ZM180 192V193H179ZM221 192V191H220ZM9 193V192H8ZM12 193V192H11ZM28 193V192H27ZM37 193H40V192H37ZM96 193L97 194H99L98 192H97V190H96ZM115 193V192H114ZM110 194V195H115V194ZM130 193V194H131ZM141 193V192H140ZM160 193V192H159ZM210 193V194H211ZM217 193H219V192H217ZM222 193H224V191L222 192ZM230 193H231V195H230ZM255 193V192H254ZM16 194V193H15ZM18 194V193H17ZM23 194V193H22ZM61 194V193H60ZM103 194V193H102ZM104 194H105V192H104ZM107 194V193H106ZM116 194H117V192H116ZM120 194H122V193H120ZM158 194V193H157ZM177 196H176V195ZM198 194V193H197ZM213 194H211L212 196H213ZM253 194V195H252ZM257 194H262V192L261 193H258L257 192ZM256 194V196H258ZM4 195H5V193H4ZM26 195V194H25ZM34 195V194H33ZM37 195V194H36ZM39 195V194H38ZM51 195V194H50ZM96 195V194H95ZM134 195H132V197L134 196ZM137 195V194H136ZM135 195V196H136ZM140 195V194H139ZM161 195V194H160ZM208 195H209V193H208ZM207 195V196H208ZM236 195V196H235ZM264 195V194H263ZM262 195V196H263ZM23 196V195H22ZM21 196V197H22ZM35 196V195H34ZM57 196V195H56ZM99 196V195H98ZM102 196V195H101ZM116 196V195H115ZM118 197H121V198H123V196H119V195H117ZM147 196V195H146ZM152 196H153V194H152ZM152 196H150L151 198H152ZM174 196H176V197H174ZM199 196H201V195H199ZM206 195H205V198L207 197ZM226 196V197H227ZM260 196V195H259ZM5 197V196H4ZM14 197V196H13ZM20 196H18V198H19ZM40 197H42V196H40ZM39 196H38V198H40ZM45 197H46V195H45ZM49 197V196H48ZM53 197V196H52ZM110 197V196H109ZM129 197V198H128ZM130 195L129 196H127V198L129 199V201H131L130 200V198H132ZM140 196H138L137 195V198H139ZM142 197V196H141ZM154 197V196H153ZM173 197L175 198V200L173 199ZM178 197V199H176ZM182 197V198H181ZM190 197V198H189ZM196 197H197V195H196ZM219 197V196H218ZM221 197V196H220ZM234 197H232V199H234ZM238 197H236L237 199H238ZM264 197V196H263ZM12 198V197H11ZM16 198V200L18 201V199H17V197H15ZM35 198V197H34ZM50 198V197H49ZM63 198V197H62ZM73 198V197H72ZM146 198V197H145ZM151 198H148L149 200L151 199ZM171 198V199H173L174 200V202L172 201V202H170V203H173L171 206L173 207V211H171V209H172V207H167L168 209L167 210H164V205H166V206H168L169 205V202L168 201H170L169 199ZM204 198V197H203ZM202 198V199H203ZM261 198V197H260ZM8 199H9V197H8ZM26 199V198H25ZM29 199V198H28ZM115 199V198H114ZM135 199V201H137L136 200V198H134ZM143 199V198H142ZM153 199V198H152ZM188 199H186V200H188ZM192 199V200H191ZM207 199V200H208ZM223 199V198H222ZM253 199H255V196L253 197ZM38 200V199H37ZM48 200V199H47ZM120 200V199H119ZM139 200V199H138ZM155 200H156V198H155ZM216 200V199H215ZM225 200V199H224ZM223 200V201H224ZM231 200V199H230ZM258 200V199H257ZM261 200V199H260ZM260 200H259V202H260ZM262 200H263V198H262ZM3 200H1V202H2ZM54 201V200H53ZM65 201V200H64ZM63 201V202H64ZM75 201V200H74ZM128 201V200H127ZM126 201V202H127ZM132 201H134V200H132ZM151 201V200H150ZM197 201V200H196ZM212 201V202H211ZM238 201V202H239ZM13 202H15V201H13ZM19 202H20V200H19ZM41 202V201H40ZM40 202H39V204H40ZM73 202V201H72ZM96 202V201H95ZM137 202H139V201H137ZM142 202V201H141ZM153 202V201H152ZM156 202V201H155ZM166 202H168L167 204H166ZM228 202H229V200H228ZM234 202V201H233ZM4 203H5V201H4ZM10 204H12V201L11 202H9ZM8 203V204H9ZM21 203V202H20ZM41 203H43L44 204V202H41ZM46 203V202H45ZM55 203V202H54ZM80 203V202H79ZM132 202H130V204H131ZM135 203V202H134ZM145 203V202H144ZM148 203H150V202H148ZM232 203V202H231ZM262 203V202H261ZM15 204V203H14ZM19 204V203H18ZM23 204V203H22ZM56 204V203H55ZM73 204V203H72ZM96 204V203H95ZM136 204V203H135ZM146 204V203H145ZM226 204V203H225ZM254 204V205H253ZM1 205V204H0ZM5 205V204H4ZM6 205H7V202H6ZM13 205V204H12ZM76 205V204H75ZM78 205V204H77ZM85 205V204H84ZM88 205V204H87ZM90 205H91V203H90ZM94 205V204H93ZM140 204L138 203V206H139ZM184 205H186L185 206V208H184ZM198 205H200V204H198ZM205 205V206H204ZM218 205V204H217ZM231 205V204H230ZM233 205V204H232ZM239 205V206H240ZM252 205L254 206L253 207V209H252ZM261 205V204H260ZM10 206V205H9ZM8 206V207H9ZM16 206H19V205H16ZM70 206H72V205H70ZM69 206V207H70ZM82 206V205H81ZM80 206V207H81ZM112 206H113V204H112ZM126 206H128V204L126 205ZM134 207H135V205H133ZM132 206V207H133ZM141 206H143V205H141ZM140 206V207H141ZM209 206V207H208ZM214 206H216V205H214ZM229 207V204L228 205H226L225 206V208H228ZM14 207V206H13ZM35 207H37V206H35ZM35 207H34V210H35ZM40 207V206H39ZM69 207H67V208H65V206H64V209H67L68 210V212H69ZM75 207V206H74ZM74 207H70V211H71V214L69 213H67V215H65V217H66V219L67 218H71V216H72V214H73V210H72V208H74ZM79 207V208H80ZM88 207V206H87ZM86 207V208H87ZM92 207V206H91ZM96 207V206H95ZM95 207H94V209L93 210H95ZM131 207V206H130ZM144 207V206H143ZM223 209H222V208ZM231 207H233V206H231ZM259 207V206H258ZM12 208V207H11ZM15 208V207H14ZM24 208V207H23ZM30 208V207H29ZM78 208V207H77ZM76 208V209H77ZM83 208H85V206L83 207ZM137 208V207H136ZM136 208H134V209H136ZM160 208V211L158 210ZM187 208V209H186ZM188 208H191V210L189 209L188 210ZM230 208V207H229ZM3 209V208H2ZM18 209V208H17ZM56 209V208H55ZM60 209V208H59ZM62 209H63V207H62ZM62 210V211H60V210H55V211H51V212H49V213H47V214H43L42 215V219L41 220H39V219H37V221H39L38 223H37V226L39 225H41L42 226V224L43 223H46L48 220H51V219H54V218H56V216H58V214L60 215V218L62 217L61 215L63 214V211H64V214H66V210ZM81 209H82V207H81ZM124 209H126V208H124ZM123 209V210H124ZM128 210H129V208H127ZM133 208H131V210H132ZM133 209V210H134ZM142 209V208H141ZM145 209V208H144ZM147 209V208H146ZM146 209L144 210V212H146ZM158 210L157 212H156V210ZM165 209H166V207H165ZM182 209H184L183 210V213L184 214H187V215H178V214H182ZM231 209V208H230ZM5 210V209H4ZM6 210H7V208H6ZM10 210V209H9ZM8 210V211H9ZM16 210V209H15ZM32 210V209H31ZM80 210V209H79ZM83 210V209H82ZM81 210V211H82ZM86 210V209H85ZM127 210V211H128ZM137 210V209H136ZM136 210H134L133 212H135ZM140 210V209H139ZM154 210V211H153ZM257 210V209H256ZM18 211H20V210H18ZM28 211V210H27ZM66 211V212H65ZM80 211V212H81ZM125 211V210H124ZM181 211V212H180ZM184 211H192L193 213H186V212H184ZM228 211V212H227ZM4 212V211H3ZM17 212V211H16ZM84 212V211H83ZM83 212H82V214H83ZM89 212H90V210L88 211V212H84L86 215H87V213L89 214ZM121 212V211H120ZM142 212V211H141ZM141 212H139V213H141ZM8 213V212H7ZM9 213H11V212H9ZM19 213V212H18ZM25 213V212H24ZM31 213V212H30ZM45 213H46V211H45ZM75 213V212H74ZM91 213V212H90ZM97 213V212H96ZM117 213V212H116ZM175 213L173 214L174 216H175ZM250 213H252V214H250ZM2 214V213H1ZM0 214V215H1ZM15 214H17V213H15ZM28 214V213H27ZM39 214V213H38ZM63 214V215H64ZM121 214V213H120ZM133 214V213H132ZM143 214V213H142ZM142 214H139V215H142ZM220 214V217H218V215ZM248 214V215H247ZM11 215V214H10ZM18 215V214H17ZM20 215H21V213H20ZM25 215V214H24ZM29 215V214H28ZM74 215V214H73ZM86 215H85V217H86ZM124 215V214H123ZM126 215H127V213H126ZM171 215V214H170ZM189 215H191V216H189ZM3 216V215H2ZM8 216V215H7ZM14 216V215H13ZM32 216V215H31ZM36 216V215H35ZM79 216V215H78ZM89 216V215H88ZM135 216H138L137 218H135ZM159 216V217H158ZM172 216V215H171ZM181 216V217H180ZM184 216V217H183ZM199 216L197 217V218H199ZM224 216H225V214H224ZM227 216V215H226ZM228 216H227V218L226 217H224V218H226V220H228L229 218H228ZM243 216V217H244ZM249 216V217H248ZM256 216V215H255ZM22 217V216H21ZM29 217V216H28ZM39 217V216H38ZM76 217V216H75ZM142 217V218H141ZM160 217H162V219H164L165 221H166V219H167V221L169 222H162L159 218ZM211 217V219H209V218H207V219H209V221L206 219V220H204L206 223L207 222H210V220H212L213 218ZM243 217H242V220H243ZM246 217H248L247 219H246ZM0 218H1V216H0ZM4 218V217H3ZM6 218V217H5ZM12 218V217H11ZM26 218V217H25ZM31 218V217H30ZM35 218H37V217H35ZM35 218H34V220H35ZM73 218V217H72ZM123 218V217H122ZM158 218V219H157ZM195 218V219H194ZM230 218V219H231ZM13 219H14V217H13ZM19 219V218H18ZM21 219V218H20ZM63 219V218H62ZM74 219V218H73ZM111 219V218H110ZM114 220H115V218H113ZM112 219V220H113ZM124 219V218H123ZM128 219V218H127ZM228 220V221H230V224H231V220ZM250 219V218H249ZM253 219V218H252ZM251 219V220H252ZM257 219V218H256ZM263 219V218H262ZM10 220V219H9ZM8 220V221H9ZM29 220V219H28ZM27 220V221H28ZM61 220V219H60ZM117 220V219H116ZM118 220H120V219H118ZM117 220V221H118ZM138 220V221H137ZM215 220V219H214ZM241 220V221H242ZM255 220V219H254ZM11 221H12V219H11ZM55 221V220H54ZM66 221V220H65ZM65 221L62 223V225H60L59 227H58V229L57 228H55V234L54 235H57L59 232V228H60V230L61 229H63V230H65V226H66V224H65ZM69 221H70V219H69ZM78 221V220H77ZM83 221V220H82ZM203 221V222H204ZM213 221V220H212ZM233 221V222H234ZM241 221H239V223H238V225H240V222ZM30 222V221H29ZM43 222V223H42ZM50 222V221H49ZM53 222V221H52ZM51 222V223H52ZM58 222V221H57ZM61 222V221H60ZM73 222V221H72ZM84 222H85V220H84ZM128 222V221H127ZM194 222H196V220L194 221ZM204 222V223H205ZM213 222H215V221H213ZM236 222H234V223H236ZM252 222H253V220H252ZM258 222V221H257ZM41 223V224H40ZM56 223V222H55ZM54 223V224H55ZM70 223V222H69ZM77 223V222H76ZM83 223V222H82ZM113 222H111V224H112ZM189 223H190V225H189ZM201 222H199V224H200ZM211 223V222H210ZM219 223V221L217 222V224ZM229 222H227V225L228 226H230V224H228ZM241 223H244V220H243V222H241ZM6 224V223H5ZM14 224V223H13ZM47 224V223H46ZM49 224V223H48ZM53 224V225H54ZM86 224V223H85ZM114 224V223H113ZM126 225H127V228H129V229H131L130 228V226L132 225L131 224V222H128V223H125ZM197 224L198 223H196V226H197ZM233 224V223H232ZM232 224H231V226L229 227L230 229H232L231 227H232ZM253 225H254V223H252ZM251 224V225H252ZM17 225V224H16ZM23 225V224H22ZM25 225H27V224H25ZM24 225V226H25ZM33 225H35V224H33ZM50 225V224H49ZM52 225V226H53ZM65 225V226H64ZM70 225V224H69ZM193 225H195V223L193 224ZM203 225V224H202ZM234 225V227H233V229L235 228V230L237 229L238 230V228H240L238 231H234L233 229H232V231L234 232L233 233V236H235V238H237L238 236H239V240H240V238H241V240H240V242H242L243 240L242 239H245V242H247L246 244H249V247L251 248V249H249L250 251L249 252H246V253H248L247 255H245L246 253H244L243 255L242 254H237V256L239 255L240 257H242V256H244V257H242V258H240L241 259V261L242 262H240L239 260L240 259H238L237 258V256H235V255H233L232 256V254H231V256L228 254V256H227V258L228 257H230V258H233L234 256H235V258L237 259V263H239V264H241V263H243V261H244V263L243 264H264V233H262L261 232V230L260 231H257L256 229H254L253 227H256L255 225H257V223L253 226H251V225H249L248 227H245V225H240L241 227H242V229H241V227L239 226L238 228H236L237 227V224H233ZM235 225H236V227H235ZM12 226V225H11ZM38 226V227H39ZM40 226V227H41ZM81 226V225H80ZM84 226V225H83ZM112 226V225H111ZM139 226V227H140ZM146 226V227H145ZM206 226V225H205ZM213 226V225H212ZM220 226V225H219ZM251 226V227H250ZM263 226V225H262ZM13 227V226H12ZM36 227V226H35ZM37 227V228H38ZM43 227V226H42ZM63 227V228H62ZM104 227V226H103ZM112 227H114V226H112ZM193 227V228H192ZM222 227V226H221ZM258 227V226H257ZM256 227V228H257ZM19 228V227H18ZM29 228H30V226H29ZM51 228V227H50ZM86 228V227H85ZM88 228H90V227H88ZM115 228V227H114ZM141 228H139V229H141ZM197 228H199V227H197ZM205 228V227H204ZM1 229V228H0ZM11 229V228H10ZM17 229V228H16ZM25 229H28L27 227L25 228ZM31 229H33V226L31 227ZM53 228H51V229H49V231L50 230H52ZM70 229H72V228H70ZM109 229H111V228H109ZM116 229V228H115ZM118 229V228H117ZM138 228H136V230L138 231L139 230ZM190 229V230H189ZM196 229V228H195ZM219 229V228H218ZM227 229H228V227H227ZM260 229V228H259ZM2 230H3V227H2ZM2 230H0V231H2ZM9 230V229H8ZM12 230V229H11ZM15 230V229H14ZM18 230V229H17ZM42 230V229H41ZM45 230V229H44ZM47 230V229H46ZM58 230V231H57ZM63 230H61V231H63ZM93 230V229H92ZM126 230V226L124 227V230H122L121 229V231H125ZM136 230H134V231H136ZM141 230V231H142ZM200 230V229H199ZM263 230V229H262ZM13 231V230H12ZM23 231V230H22ZM54 231V230H53ZM70 231V230H69ZM76 231H77V229H76ZM79 231H81L80 229H78V232ZM87 231V230H86ZM93 231H95V230H93ZM93 231H92V233H93ZM119 231V230H118ZM127 231H128V229L125 231V236L127 235V234H129L130 235V233L131 232H129V233H127ZM132 231V233L134 232L133 230H131ZM217 231V230H216ZM224 231V230H223ZM11 232V231H10ZM15 232H16V230H15ZM38 232V231H37ZM43 232V231H42ZM47 233H48V231H46ZM46 232H44V233H46ZM51 232V231H50ZM72 232V231H71ZM82 232H83V230L81 231V232H79L80 233V235L82 234ZM187 232H189L188 234H187ZM211 232H213V231H211ZM12 233V232H11ZM14 233V232H13ZM25 233V232H24ZM26 233H27V231H26ZM29 233V232H28ZM38 233H40V232H38ZM83 233H85V232H83ZM119 233V232H118ZM127 233V234H126ZM131 233V234H132ZM138 233V232H137ZM144 233V234H143ZM194 233V232H193ZM197 233H198V231H197ZM201 233H203V231L201 232ZM206 233V232H205ZM21 234V233H20ZM68 234H70V233H68ZM72 234V233H71ZM70 234V235H71ZM74 234H75V232H74ZM87 234V233H86ZM116 235H118L117 233H115ZM114 234V235H115ZM121 234H124L123 232L121 233ZM136 234V233H135ZM207 234V233H206ZM216 234V233H215ZM223 234V233H222ZM228 234V233H227ZM232 234V233H231ZM236 234V235H235ZM31 235H32V233H31ZM42 235V234H41ZM54 235H52V237H55ZM59 235H61L60 233H59ZM66 235V234H65ZM84 234H82L81 236H83ZM219 235V234H218ZM230 235V234H229ZM238 235V236H237ZM28 236V235H27ZM35 236V235H34ZM37 236V235H36ZM44 236H45V234H44ZM43 236V237H44ZM50 236H51V233H50ZM50 236H47V237H49V239H50ZM58 236V235H57ZM77 236H78V233H77ZM128 236V235H127ZM131 236V235H130ZM134 236V235H133ZM136 236H137V234H136ZM191 236H194V237H192L191 238ZM223 236H225V235H223ZM222 236V237H223ZM92 237V236H91ZM115 237V236H114ZM140 237V238H139ZM216 237V236H215ZM2 238V237H1ZM61 238H62V236H61ZM70 238H72V237H70ZM75 238V237H74ZM73 238V239H74ZM80 238H82V237H80ZM86 238V237H85ZM116 238V237H115ZM121 238H122V236H121ZM120 238V239H121ZM124 238V237H123ZM201 239V241L204 243V244H206V246H208V248L210 249H212V245H211V247L209 246L210 244H207L206 243V239ZM231 238V237H230ZM232 238H234V237H232ZM234 238V239H235ZM26 239V238H25ZM36 239V238H35ZM41 239V238H40ZM44 239V238H43ZM57 239H58V237H57ZM136 239V238H135ZM215 239V238H214ZM226 239V238H225ZM224 238L222 239V240H225ZM234 239H231V240H234ZM4 240V239H3ZM30 240H32V239H30ZM46 240V239H45ZM51 240H52V238H51ZM50 240V241H51ZM54 240V239H53ZM65 240V239H64ZM77 240V239H76ZM81 240V239H80ZM129 241V243H128V241ZM218 240H219V238H218ZM231 240H230V242L229 243H231ZM42 241V240H41ZM55 241V240H54ZM83 241V240H82ZM81 241V242H82ZM90 241H92V239L90 240ZM114 241H116V240H114ZM119 241V240H118ZM121 241V240H120ZM127 241V242H126ZM199 241V242H198ZM212 241V240H211ZM210 241V242H211ZM236 241H237V239H236ZM235 240H234V242L233 243H235L236 242ZM30 242V241H29ZM37 242V241H36ZM214 242V241H213ZM225 242H226V240H225ZM239 242V241H238ZM244 242V241H243ZM245 242L244 243H242V244H245ZM34 243V242H33ZM91 243V242H90ZM122 243V242H121ZM203 243H200V245L202 246L203 245ZM219 243H220V241H219ZM224 243V242H223ZM223 243L221 244L220 243V245L222 246L223 245ZM237 243V242H236ZM56 244H58V243H56ZM187 244V245H186ZM189 244V245H188ZM197 246H196V245ZM214 244V243H213ZM217 244H218V242H217ZM227 244H228V242H227ZM36 245V244H35ZM51 245H53V244H50V246ZM111 245V244H110ZM186 245V246H185ZM195 245V247L193 248V246ZM231 245V244H230ZM236 245V244H235ZM241 245V244H240ZM46 246V245H45ZM55 246V245H54ZM123 245H121V247H122ZM185 246V247H184ZM224 246H226V245H224ZM53 247V246H52ZM120 247V246H119ZM119 247H117V248H119ZM187 247V248H188ZM203 248H200V249H202V250H207V249H204V248H206V247H204V245L202 246ZM229 247V246H228ZM227 247V248H228ZM232 247V246H231ZM234 247V246H233ZM239 247V246H238ZM243 247V246H242ZM114 248V247H113ZM185 248V249H184ZM214 248H216V251L215 252H212V253H209L210 255L212 254H217V255H219L218 253H219V251H217V246H213V249H212V251H214L215 249ZM223 248V247H222ZM236 248V247H235ZM116 249V248H115ZM185 250L184 252L185 253H183V250ZM200 249H199V251H200ZM208 249V250H209ZM210 249V250H211ZM231 249H234V248H231ZM112 250V249H111ZM119 250H121V248L119 249ZM118 250V251H119ZM182 250V251H181ZM201 250V252L200 253H202L203 255L204 254H206V257H204V256H200L199 255V253H198V256H196L197 254V252L195 253V252H193V251H195V250H193V251H191V250H189L188 252H190L192 255L193 254H195L194 256H196L195 258H194V256H192L190 259H191V261L193 260L192 258H194V260H193V263H194V261H195V264H203V263H205V262H203V261H205V259H206V262H208V261H211V263L212 262H214L213 260H210L211 259V256L210 257H208L207 256V252L208 251H205L206 253H204V251H202ZM219 250H221V248H219ZM228 250V249H227ZM241 250H243V248L241 249ZM117 251V250H116ZM223 251H224V249H223ZM237 251H239V250H237ZM246 251V250H245ZM112 252H113V250H112ZM193 252V253H192ZM211 252V251H210ZM76 253V252H75ZM82 253H84V252H82ZM88 253V252H87ZM110 253V252H109ZM222 253L224 254V252H222V250H221V256H222ZM236 253V252H235ZM80 254H81V252H80ZM120 254V253H119ZM123 254V255H124ZM178 254H179V256H178ZM187 254H189V253H187ZM191 254H190V256H191ZM201 254V255H202ZM215 254V255H216ZM234 254V253H233ZM110 255V254H109ZM112 255V254H111ZM214 255V256H215ZM225 255V254H224ZM223 255V256H224ZM227 255V254H226ZM242 255V256H241ZM76 256V255H75ZM77 256H79V255H77ZM76 256V257H77ZM81 256V255H80ZM80 256H79V258H80ZM83 256V255H82ZM106 256V255H105ZM113 256V255H112ZM114 256H115V254H114ZM178 256V257H177ZM186 256V255H185ZM214 256H212L213 257V259L215 260V257ZM220 256V255H219ZM176 257H177V259H176ZM187 257V256H186ZM186 257H184V258H186ZM189 257V256H188ZM217 258H218V256H216ZM226 257V256H225ZM84 258V257H83ZM179 258V259H180ZM209 258V259H208ZM221 258H223V257H221ZM221 258L219 257L218 259L221 261ZM227 258H224L223 260H224V262L222 261V263L224 264V263H227V261H229L230 260V262L231 263H233V264H235V259L233 258V259H227ZM76 259V258H75ZM174 259V260H173ZM176 259V260H175ZM208 259V260H207ZM218 259H216L215 261V263L214 264H216L217 263V261H218ZM78 260V259H77ZM80 260V259H79ZM120 259H118V261H119ZM187 260H189V258L187 259ZM234 260V261H233ZM115 261H116V259H115ZM198 263H197V262ZM239 261V262H238ZM110 262V261H109ZM117 262V261H116ZM186 262V261H185ZM219 262V261H218ZM105 263H108V262H105ZM221 262H220V264H222ZM87 264V263H86ZM116 264V263H115ZM187 264V263H186ZM205 264H208V263H205ZM218 264V263H217ZM227 264H229V262L227 263Z\"/></svg>",
    "mask_w": 264,
    "mask_h": 264
}]
</instances>
